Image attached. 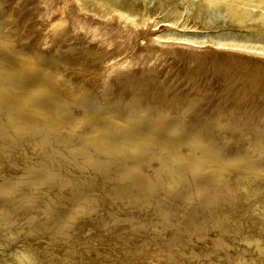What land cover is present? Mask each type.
I'll list each match as a JSON object with an SVG mask.
<instances>
[{
	"label": "rangeland",
	"instance_id": "374dc122",
	"mask_svg": "<svg viewBox=\"0 0 264 264\" xmlns=\"http://www.w3.org/2000/svg\"><path fill=\"white\" fill-rule=\"evenodd\" d=\"M50 6H51V9H50ZM72 8L74 10H72ZM46 9L48 13L45 14L44 10ZM50 10H52L53 13L50 12ZM54 10L55 11L58 10V11L55 12ZM60 13L66 15L67 22H65L63 26H59L58 30L57 28L49 29V27H51L52 24H54L55 22L58 21V19L61 18L62 14ZM69 13H71L70 15L72 16L74 13V16H73L74 18L75 16H77L75 18L76 20L71 16V18H73L74 27L72 26L73 25L72 21H71L72 24L69 21V18H70ZM57 15L60 18L57 17ZM80 15L88 16V17H82ZM90 16L92 17V19L90 18ZM126 18H129L132 21L133 25L129 29L124 31L125 26L124 27L122 26L124 25V20ZM54 19H57V20H54ZM77 19L78 20L81 19L79 20L80 22H78ZM83 20L87 21L86 25L84 24L85 22ZM77 25H79L80 28H77L78 27ZM93 25H95L96 31ZM85 26L86 27L89 26V28L92 27L91 30L93 31L87 30L88 28H86ZM107 26H109L110 28H107ZM111 27L112 28L114 27L113 28L114 30H111ZM117 29H118V32H117ZM97 30H100V31H97ZM132 30L134 33H132ZM50 31L52 33L56 31L58 32H56L55 34L54 33L52 34ZM91 32L92 33L94 32L93 35L95 36H93ZM125 32L130 33L129 34L130 36H128L127 33L125 34ZM121 33L125 34V38L128 36L126 38L127 42L125 43L126 46L127 45L128 46L127 48L125 47V49L121 51V53L118 52L117 54H115L113 50L116 48L117 46L116 44H118L117 42L120 41L119 39H120ZM101 37L104 40V42L106 40V42L108 41L109 43L105 42L104 44L103 40H100ZM103 37H105V39ZM109 37L110 39L114 38V41L112 42L113 40L112 39L110 42ZM106 38L109 40H107ZM115 39L117 41H115ZM100 41L103 43L100 44L101 43ZM152 41H155L158 44L156 45L159 47L156 48V45L151 43ZM158 42H161V43H158ZM88 46L91 47L92 49L90 48L91 49L90 50ZM95 46L96 48H94ZM168 46L169 47L171 46V47L169 48ZM101 47L103 48L101 49ZM109 47L113 48V50H111ZM184 47L185 49L187 47L188 50L189 48L190 49L193 48V49L189 50L190 51L189 52L187 49L185 51ZM203 48L206 49V50L204 49V52H203ZM96 49H98V51H96ZM107 49H109L108 50L109 54L106 51ZM158 49H160L159 50L160 52L157 51ZM218 49L220 52L218 51ZM230 50H239L242 52L256 53V55H264V0H46V1L45 0H0V86L1 85L4 86V87L1 86L2 88L0 89V94L7 92V91L9 95L13 94V95H10V97L8 94H7L8 96H4L3 94L0 95V99H1L0 103L2 104V105L0 104V106H2L3 108H6L5 110H3V108L0 107L1 112L3 110L2 116H0V175H1L0 176L1 177L0 178V182H1L0 183V197H1L0 198V208H2L0 209V264H49V262L51 264L56 263V262H58L59 264L60 263L70 264V262L72 264H89V261H91L92 259L97 261L96 263L94 260H92L91 262L92 264L94 262H95L94 264H99L98 262H102V261L103 262L105 261L104 262L105 264L109 262H110L109 264H118L119 260H120L119 264H126L129 258H133V259L135 258L134 256L136 254H133V252L131 251L133 250V248L135 249L138 248L134 251H137V250L139 251V248L143 246H144L143 249H145V246L146 248L148 246H149L148 248H151V246L153 247L157 246L155 241L159 242L160 240L161 243H163L164 241H167V239L169 241L173 235L172 233H177V235L179 236L178 239H180L181 236L183 237L181 238L182 240H179L180 242L176 238L172 239V244L174 245L172 246V248L174 247L173 251L175 252V254L174 253L171 254L172 256H170V258L167 260V263L172 264L173 261H171L170 259L175 257L174 259H172L175 261L173 262V264H176V263L182 264L183 261H185L183 264H229V261H230V264H233L231 259L234 256H236L238 252L240 251V249H238L239 251L238 250L234 251L236 250V247H237V243H238L237 241H239L240 238L242 239L246 237L247 235H249L250 234L249 232L252 229L241 228L237 223H235V221H232V220L226 223L229 217L231 219H234V216H232L233 217L232 218L231 216L227 214L228 212H224V211L220 212L222 213L221 215H217V217L220 216V220L219 218L217 219L213 218V221L211 219V223L214 226L211 223L209 224L210 222L209 217H212V216H209L212 214L211 210L213 207L211 206L215 207L216 205L215 201H217L218 197L213 194V192H215L216 187L214 188V190H211V192L210 191L204 192V189L207 188L206 183L208 181L210 182V178H212L211 181H213L214 185H216L215 183L218 182L217 183L218 187H221L220 186L221 184L222 186L225 185L224 183H222L223 180L227 184L229 182L227 181L229 180L227 178L230 175H234L233 177L232 176L229 177L230 179H234L235 177L242 178L244 176L243 179L244 180L246 179V181L255 180L258 178L264 180V111H261V108L264 105V102H263L264 100H261V99H264V97L259 95V93L257 92L254 94H250L251 96L248 95L249 97L244 98V100L241 99L243 100L241 101L242 105L236 106L233 108L228 107L231 104L237 103L236 99L238 96L236 97V95L239 93H236L237 92L236 89L238 88V85L242 83H240L241 82L240 80V82L238 81L237 83L232 84L233 85L232 87V85L228 84L229 79L225 71L222 70V68H219V69L216 68L214 65H215V62L217 61L216 59H218L219 61H222L223 63L230 65L231 67L233 66L232 67L233 70H240V68H238L239 62L233 61L232 62L233 65H231L232 63L229 64V61L227 60L229 57H227L226 55L229 54L227 52H230ZM110 51L112 52L111 54L114 53L113 58L116 55H118L117 58L115 57V60L111 58L112 56L110 54ZM147 51L150 53V56ZM200 51L202 53H200ZM101 53L103 54L101 58L97 57ZM145 53H146V56H144ZM85 54L86 56H89L87 57V60H86ZM154 54L157 56V58L159 57L158 61L160 62L155 60L153 64L147 65L148 69H145L146 65L143 63L144 60L142 59L146 60V57L147 59L148 57L152 59L154 58ZM202 54H204L205 58L204 56L203 57L201 56ZM140 56H144V57L143 58L141 57L142 59H140ZM189 56L191 58H189ZM213 58H215V60ZM84 59L86 60V62ZM97 62L98 63L101 62V63L98 64ZM114 63H118V65H116L118 67H114ZM150 66L152 67V69ZM27 67L29 69V72L24 74V70L27 69ZM192 67H195V68H193V70L191 71ZM131 68H132L131 70L132 72H129L128 74L127 73L124 74L123 71H127ZM189 70L194 73L189 72ZM177 73L182 77H180ZM217 73L218 75H215ZM174 74L175 75L177 74L176 77ZM188 74L190 77L188 76ZM126 75L127 76L129 75V76L127 77ZM137 75H140L139 77L141 78L139 79L138 77H135ZM224 75L226 76V78L223 77ZM142 77L143 78L145 77V78L143 79ZM44 79L46 81H43ZM138 79L139 81H137ZM38 81L45 82V84H43L44 85L43 89L38 90L39 89L37 87L38 86L37 83H39ZM140 82L142 83L140 84ZM171 83L172 85H169ZM7 85L8 87H6ZM166 85L169 87H167ZM11 90L12 91L14 90L13 93ZM220 90H222L223 92L225 91V92L223 93ZM7 97L9 100H7ZM249 98L251 99V102ZM2 99L4 101H2ZM13 99L16 101V103L17 101H19L17 103V106ZM43 99L44 101H42ZM257 100H259L260 103ZM230 102L231 104H229ZM256 102L258 106H256L257 105ZM55 104H56V108L54 107ZM19 105L20 107L22 106L23 109L22 107L19 108ZM15 106L19 108L18 111ZM37 106L42 107V110L44 111V112L41 111L42 114L36 113ZM12 107L13 108L15 107L14 110H12L13 109ZM7 108L10 109L12 113L14 112L15 115L11 114V111L8 110ZM70 110L72 112H70ZM1 112H0V115H1ZM16 112H18L19 115H21L22 117L26 116L25 118L26 120L23 119L24 117L23 118H21V116L19 117L18 113ZM22 113L25 115H22ZM68 113L70 114L68 115ZM54 115L56 118L54 117ZM16 118H18L19 121H17ZM22 119L25 122L24 124H23ZM18 122L19 123L22 122L21 124L24 127H21L22 125H20ZM27 123L32 125L31 126L32 128L34 127L33 128L34 132L32 130L31 132L29 131L30 128H28L29 124L26 126ZM25 126L26 128H28V130L27 129L25 130ZM23 128L25 131H23ZM169 128H172V129H169ZM13 129L15 131H13ZM16 129H20V130L16 131ZM172 130H175V131L173 132ZM19 131H21V133ZM171 131L173 132L172 134L170 133ZM24 132H27L26 135H24L25 134ZM27 134H29L30 136L32 135L31 136L32 138ZM43 135H45V137ZM26 136L29 137L30 139L27 138ZM21 137L25 139H21ZM37 139L40 141H37ZM42 139L43 141H45L44 143L41 141ZM89 140H92L91 141L92 143ZM106 140H108L107 143H106ZM95 141L97 142L95 143ZM100 142H101V145H103V147L101 145H98ZM137 144L138 146H136ZM123 146H124V151H123ZM126 146H131V147L127 148ZM132 147L134 148L132 149ZM145 148H147V150L144 151ZM25 149L28 150L29 152L31 151L33 155L31 154V152L29 153ZM32 149H35V150H32ZM126 149L128 152L126 151ZM24 150L28 154L24 153L23 152ZM132 150H136V151H132ZM121 152L122 154H120ZM128 153H131L130 154L131 158H129ZM132 153H134V155ZM136 153H138L137 157H136ZM142 153L143 155H141ZM147 153L150 154V157L152 156L150 161H149L150 157L147 156L148 155ZM18 155L20 158L18 157ZM23 155L25 157H22ZM157 155H160L158 157L159 158L161 157V159L155 157ZM11 157L13 158L12 160L10 159ZM142 157H143V162L140 163L142 161ZM46 158L47 159L49 158L48 159L49 161ZM132 158L133 159L135 158V159L132 160ZM146 158H149V159H146ZM163 159L164 161H166L163 163L164 165L162 164ZM25 160H27L29 163L26 162ZM62 160L63 162L64 161L65 162L63 163ZM136 160H139L140 162ZM68 161H72V162L71 163L69 162V164L66 165ZM129 161L133 163H129ZM167 161L169 162L167 163ZM91 162H94L95 164L93 163L92 165ZM145 162L146 164H144ZM185 162L186 164L187 163L188 164L186 165ZM6 163L7 164L10 163V165L8 164L9 167L7 168L6 166L8 165H6ZM62 163L64 166L62 165ZM129 164H133V165H129ZM135 164L137 165L136 168L137 169L139 168L138 170L135 168ZM140 164H142L141 165L142 167L140 166L138 167V165ZM160 164H162L163 167ZM30 165L32 166V168ZM59 165L61 167H59ZM126 165L127 167L133 166V168L136 169L134 172V175H136L137 177L133 175L129 179L125 178L126 173L128 171L126 169L127 168ZM54 166L56 167V169ZM88 166L91 168L93 167L92 170H90ZM94 166L96 167V169L94 168ZM112 166H114V168L115 167L117 168L114 169ZM49 167L50 168L54 167V168L50 169ZM63 167L65 168V170ZM68 167H70L71 169L70 168L68 169ZM111 167L113 170L111 169ZM2 168L4 169V171H2L3 170ZM59 168L60 169L63 168V169H61L62 171L58 172L57 174L56 170H58ZM74 168L76 170L79 169V171L81 169V171L77 172ZM13 169L14 170L16 169V170L14 171ZM53 169L55 170V172H53L54 171ZM102 169H105V171L104 170L102 171ZM121 169L122 171L124 169V171L122 172ZM69 170H72V172ZM100 170L105 173H102V172L100 173L99 172ZM160 170H161V173H160ZM173 170L176 171L174 172L177 173V175L173 173ZM46 171L48 172L52 171L51 173L53 174V176L54 175L55 176L51 177L52 174L50 172L47 173ZM66 171L69 172V175H72V176L74 175L73 178L78 177L79 179L77 178L78 179L77 180L74 178V181H75L74 182L72 179V176L69 177L67 174L68 172L66 173ZM170 171H172V173ZM20 172L22 174L19 175ZM63 172L65 175L67 174V176H65ZM94 172L99 177L100 176L102 177L100 179L98 177L97 179V175ZM75 173H79V175L80 174L81 175L79 176L78 174H75ZM178 173L181 176H178ZM88 174H92L93 178H91L92 175H90L91 179L89 180ZM105 174L109 176L107 177V175ZM113 174L116 175L117 177H120L121 179L116 178V176H113ZM118 174L120 176H118ZM236 174L239 175V177ZM82 175L85 177V178L83 177V181L81 180ZM103 175H105L106 177ZM16 176L18 179L15 178ZM42 176H43V179H42ZM48 176L50 178H53L52 179L53 182L54 181L56 182V183L54 182L55 186L54 185L52 186L53 182ZM63 177L65 178L63 179ZM114 177H115L114 180H116L118 183L113 180ZM146 177H148V179ZM216 177H218V179ZM134 178L136 179L134 180ZM139 178L142 179V181ZM5 179L8 180L9 186H8V182H6L7 180ZM47 179H49L50 182H48ZM87 179L89 181H86ZM96 179L98 180V182L96 181ZM149 179L151 180L153 179V181ZM216 179L222 182L221 183L219 181L215 182ZM12 180L14 181L11 183ZM67 180H69V182H67ZM155 180L159 183V185H157L158 183ZM160 180L162 182H160ZM176 180L179 183H176L175 182ZM203 180H205L206 182H204ZM84 181L85 183H87L86 186L88 184L90 185V188L89 186H87L88 191H86L87 188L83 184ZM201 181L204 183H202ZM106 182L107 183L110 182V185H108L109 183L106 184ZM120 182L123 183L121 185L122 186L121 188H120V184H121ZM148 182L150 185H148ZM2 183H5V184H2ZM61 183H63V187ZM78 183H80L79 185L81 184L83 185V186L81 185L82 187H80V189H79V185H77ZM100 183H102V185L105 184L104 185L105 187L102 186ZM190 183H192L193 185H191ZM13 184L17 186H14ZM56 184H58V186L60 187H58ZM91 184L93 185L92 187H91ZM1 185H3V187ZM98 185H100L101 187L99 186L98 188ZM152 185L156 186L155 189H154V186ZM5 186H7L8 188L7 187L5 188ZM19 186L22 188H19ZM68 186L75 187V188H72V190L74 189L73 193H71L72 192L71 187L69 188ZM106 186H109L110 189L106 188ZM125 186H126V191H125ZM146 186L149 187L150 189L146 188ZM191 186H192V189H190ZM24 187L25 188L27 187V189H25ZM33 187H34V190H32ZM61 187H62V190H60V192L62 191L61 192L62 194L59 192V189H61ZM1 188L4 189L5 190L4 192L7 194H5L1 190ZM51 188L56 189V190H53L54 191L53 192ZM94 188H95V191H94ZM96 188L99 189L100 191L96 190ZM164 188L166 189L168 188V191ZM103 189H106V190H103ZM132 189H134V191H132ZM171 189L172 190L174 189V190L172 191ZM30 190L32 193L30 192ZM64 190H66L67 192H65ZM68 190L71 192H69ZM77 190H79V192H77ZM130 190L132 193L128 195ZM149 190L153 191L154 193L153 198H152L153 193ZM11 191L13 192L11 193ZM75 191H76V194H75ZM96 191L98 192V195L101 198L97 195ZM156 191H159L161 193L156 192ZM187 191H191V192L193 191L191 194L197 193L200 195L201 193V196H199V198L197 199V201L199 200L198 202L196 201L197 203L194 202L187 206L185 205V207L184 205L183 206L179 205L178 207L180 209L179 210L180 212L178 214L177 212L174 211L175 208L174 207L172 208V206L176 202H173L171 200H173L172 198H174L175 201L177 199H181V195H182V198L184 197L183 199L185 200L186 198L189 197V195L191 196V194L187 193ZM9 192L11 193V195ZM93 192L95 193V195L93 194ZM104 192L105 194L102 195ZM107 192L109 195L107 194ZM114 192L116 194L118 193V195L113 196V194L116 195ZM124 192L126 194V198L125 196L124 197L122 196V195H125ZM133 192L135 194L139 193V195L136 196L137 194L135 195ZM163 192L164 193L168 192L169 196L164 194ZM169 192L170 193L172 192V193L169 194ZM30 193L32 195H30ZM66 193L68 194V196L71 195L72 197L76 195L74 196L76 198L74 197L72 198L69 196L70 199L72 198L71 200H69ZM4 194L7 196H5ZM21 194H24L25 196ZM26 194H29V195H26ZM37 194H38V197L36 196ZM110 194L115 198H113ZM160 194L161 196H159ZM33 195L36 198H34ZM119 195L121 196V198ZM31 196H33V198ZM55 196H58V197H55ZM102 196L103 197L105 196L104 197L105 199L104 198L102 199ZM106 196L107 198L110 197L111 199L110 198L107 199ZM127 196L130 198H133L135 196L134 197L135 199L128 198L131 200V201H128ZM137 197H140L139 199L141 201L139 199L137 200ZM211 197L213 200L211 199ZM216 197L217 199L214 200ZM61 198H63V201L64 200L65 201L63 202ZM97 198L99 200L101 199L99 203H98L99 200ZM119 198L121 200L123 199V203L121 202ZM141 198L144 199V201ZM27 199L28 200L31 199L32 201L28 202ZM79 199H80L81 204H83L84 202L83 205L86 206L87 209H89L88 206L91 203V201L92 203L90 204V206L94 205L95 207L96 205H99V206H96L95 209H96V213H100L99 215H101L102 213V218L100 216L98 217L97 215L92 220L93 222L95 220L98 223L102 221L109 222L108 225H105L107 223L105 224L103 223L100 225H103L104 227L103 230L104 231L106 230L107 234L108 233L110 234L107 235L106 231L103 232L102 230L103 227L98 225L97 226L98 230L100 229V227H102L99 230V231H102L103 233L101 234L102 237L98 235L99 237L97 236V237L92 238L91 232L93 231L91 232L89 231L90 235L85 234L86 236L85 238V236H83V233L81 234L82 229L84 227L86 228V226H82L84 224L81 223V225L79 224V226L75 225L76 227L73 226L71 230L69 228L67 230L65 226L64 227L62 226L64 225V222H66L67 220L71 218V214L69 213L68 210H70L72 205L74 204L73 207L75 208L77 207V205L79 207V202L78 203L76 202V201H79ZM87 199L89 200V202ZM113 199H116V200H113ZM168 199L170 200V204L173 202L171 204L172 209L170 208L169 201H167ZM205 199H207L208 201L207 203H205L206 202L204 201ZM5 200L6 202H4ZM44 200H46V202ZM109 200L110 202L111 201L112 202L110 203ZM134 200L136 201V205L133 202ZM151 200L153 201L156 200V202L153 203V201ZM226 200L227 199L221 200L222 204L220 201V204H218V207L221 206L222 208H224L225 206H227L226 203H230V202ZM106 201H107V204H106ZM115 201H118V203H122V204L116 205L117 202L115 203ZM124 201L126 202L125 204H124ZM138 201H139V206L137 203ZM145 201H148V202H145ZM150 201L151 203L149 204ZM42 203L44 204L46 203L45 205H47V207L44 206V204ZM62 203L64 205L67 203L65 206H68L69 209L68 207L66 208ZM204 203L206 205L210 204L211 206L207 205L206 207L207 209H206L204 207L206 206ZM48 204L49 205L51 204V206L49 207ZM103 204L105 205L106 208L104 207ZM145 204H147L148 206ZM162 204L165 210L163 209ZM195 204L196 206L192 207ZM62 205H63V209H61ZM118 205H119V208L117 207ZM120 205L122 206L120 207ZM153 205H155L154 208H153ZM109 206L111 209L109 208ZM111 206H113L114 209ZM56 207H58L59 209H57ZM122 207L124 208L123 210H122ZM129 207H131L130 211H129ZM180 207L181 208L183 207V209H181ZM91 208L94 209L92 206L90 207V209ZM97 208L99 211L101 209L103 212L106 210V213L105 212L103 213L101 211L99 212ZM120 208L124 213L125 212L127 213L126 216L121 210H119ZM188 208L192 211H195L196 208L198 210L191 213V211ZM127 209H128V212L126 211ZM62 210L64 211L62 212ZM111 210H113L114 212L117 211V213L112 214L113 211ZM181 210L186 211V212H182ZM262 210H263L262 207L257 206L254 213L259 214L260 212H262ZM202 211L204 212L202 213ZM207 211H209V213H206ZM181 212L184 213L185 215H183ZM56 213L57 214L60 213L61 216H59L58 214L59 216L58 217ZM175 213L176 215H174ZM193 213L197 216H195ZM141 214H143V216ZM188 214L190 216V217L188 216V219L190 220L184 218ZM114 215L115 216L118 215L116 217H119V218L121 215V217L123 218L116 219V217H112ZM204 215H205V222H204V217H202ZM62 216H64V219ZM127 216L129 217L131 216V218L128 219L129 217ZM45 217H48V219H46ZM173 217L175 218L173 219ZM237 217L241 218L242 216L241 217L237 216ZM50 218H52V220H55V221L49 220ZM59 218L63 220L61 221V223H59L60 221ZM176 218L177 219L179 218L181 221L179 219L177 220ZM199 218H201L200 220L202 221H200ZM81 219H83L82 216H80L75 222L77 223L79 220L82 221ZM137 219L138 220L140 219V220L138 221ZM183 219L184 221H182ZM217 220H219L221 224ZM39 221L42 223V225L44 224V226H42L41 223H39ZM49 221H52V223ZM57 221L59 224H61L62 227L58 223H57L58 225L54 224V222L56 223ZM82 222L84 223V220ZM123 222L128 223V225L125 223V225L123 224L121 226V223ZM136 222L142 227H140ZM195 222L197 223V227L194 224ZM36 223L38 224V227L37 225L35 226ZM131 223L134 229H130ZM229 223L232 225H230ZM104 225L108 227H105ZM136 225H138V227H136ZM216 225H219V226L215 227ZM262 225H263L262 229L264 231V228H263L264 224ZM80 226L82 227L79 228L78 230V227ZM110 226H111V231L115 229V231H113L112 233L111 231H109ZM125 227L128 230H126ZM237 227H240L241 229H243V231L245 229L246 231L245 232L238 231V234L240 235V237L239 238L237 237L236 239L235 232L237 231H235V229ZM45 228L46 230L43 231V229ZM48 228L50 230L49 233L47 231ZM105 228H108V230ZM120 228H123V229L120 230ZM140 228L141 229L147 228L146 231H148L150 234L147 232V234L145 233L144 235L147 236L148 238L144 237L143 235L145 230L144 229L141 230ZM220 228L222 230H220ZM226 228L227 229L234 228V229L229 231V230H226ZM41 229L42 231H40ZM55 229H57V231ZM129 229L131 231V234L136 232L134 230L137 229V232L134 233L133 235L137 233H138L137 234L138 236L140 233L142 235L140 234L138 238H137V235H135L136 237H133V235L129 233L130 232ZM139 229H140V233H139ZM76 230H78L77 232L79 233H77ZM69 231L72 233V235H74L73 233L75 232L76 235H74V239L73 237L71 238L72 235L71 233H69ZM122 231H124V233ZM58 232H59V235L62 234L63 236L62 235L59 236ZM158 232L160 233L159 234L160 236L158 235ZM230 232H234L235 234L233 235ZM53 233H55L54 234L55 236L53 235ZM68 233L70 234V236ZM118 233L120 234L118 235ZM64 234H68V235L64 237L65 236ZM78 234H79V237L81 238L79 239L80 241L77 239ZM112 234L113 235L115 234L114 236L118 235L117 237H119L120 235H123V236H120L122 239L118 238L121 240L116 239L118 240V242L116 243L114 241L116 237L112 236ZM47 235L50 236L51 239L49 237L47 238ZM124 235L126 236L129 235V239L126 236L124 237ZM177 235L176 237H178ZM262 235H264V233ZM104 236L107 237V238L105 237L106 238L105 240L102 239ZM89 237L91 239H89ZM232 237L233 238L235 237V238L232 239ZM44 238H47L48 241H46V239ZM58 238L60 240H58ZM84 238L86 240H84ZM131 238L134 240H132ZM152 238L153 239L155 238V239L153 240ZM63 239H65L64 240L65 243L70 246L64 244L63 243L64 241H61ZM66 239H68L69 242ZM126 239H128V241ZM135 239L137 240L139 239L138 241L143 240V242H141L143 245L142 244H141L142 246L139 245L140 242H137V240ZM144 239L148 241H145ZM162 239L164 241H162ZM87 240H90V243H87L88 242ZM122 240H125L126 243ZM174 240L176 241V243ZM186 240L188 241V243ZM42 241L43 242L45 241V242L42 243ZM181 241L184 243V245ZM56 242L59 243L58 245L55 244L56 248L54 249L49 248L50 247L49 243L50 245L51 244L54 245V243ZM70 242L73 244H71ZM77 242H79V244ZM99 242L102 243V245L100 243L101 246L99 245ZM241 242L244 243L243 240ZM46 243H48L47 244L48 246L46 245ZM122 243L125 245L127 244V245L124 246ZM80 244H84V245H80ZM106 244H107V247H106ZM113 244H117L118 246H115ZM132 244L133 245L135 244V245L133 246ZM146 244L147 245L152 244V245L147 246ZM175 244H177V247ZM73 245L74 247L79 248L78 249L79 253H78L77 248H74V250L72 249V251L70 249L68 250L66 249V251H69L70 253L65 251V247L71 248ZM110 245L111 246L113 245V247H115V250H114L115 252L112 250L113 247H111ZM180 245L181 246L183 245V247H181ZM46 246L48 247V249ZM57 246L63 247L64 249L62 248L63 249L62 250ZM81 246L82 247L84 246V249H82ZM123 247L125 250H123ZM185 247H187V249ZM95 248L96 249L98 248V250H95ZM93 249L95 252L93 251ZM179 249L181 250V252L179 251ZM110 250H112L113 252ZM84 251L85 253L86 251H90V253L89 252L86 253V254L89 253L88 254L89 258L86 256L85 253L80 254V253H83ZM92 251L95 257L92 255L91 253ZM96 251H99V252H96ZM122 251L124 253L126 252L125 256ZM245 251H244L245 253L244 256L250 259L249 251L247 252ZM59 252H61V254ZM131 252L132 254L130 255ZM53 253L55 254V256ZM99 253L100 255H98ZM110 253L111 254L115 253V254L110 255ZM134 253L138 254V252H134ZM180 253H182L183 256H185L186 258L183 257L182 254ZM95 254H97V256ZM61 255H62V258H61ZM75 255L76 256L79 255L80 257L79 256L78 257L81 258V260ZM82 255L84 256L82 257ZM89 255L91 256V258ZM53 256L54 258H57V261L56 259L52 258ZM64 256L65 257L67 256L68 258H65ZM85 256H86V259H83ZM103 256H106L105 257L106 260L105 258L103 260ZM178 256H180V258ZM74 257H76L77 260ZM98 257L100 260L98 259ZM124 257L125 258L127 257V258L124 260ZM110 258L114 259V261L116 259V261L114 262L113 260H110ZM149 258L150 257H148V260L151 259ZM156 258H159V257H156ZM263 258H264L263 256L259 255V258L256 257L255 263L264 264ZM58 259L62 260L63 262L59 261ZM82 260L88 261V262H84ZM103 262L102 264H104ZM167 263L165 261V263L161 262L160 264H167ZM127 264H129V261Z\"/></svg>",
	"mask_w": 264,
	"mask_h": 264
},
{
	"label": "bare ground",
	"instance_id": "6f19581e",
	"mask_svg": "<svg viewBox=\"0 0 264 264\" xmlns=\"http://www.w3.org/2000/svg\"><path fill=\"white\" fill-rule=\"evenodd\" d=\"M45 1H46V0H45ZM55 6H56V5H55ZM70 6H71V5H70ZM73 6H74V4H73ZM47 8H48V7H47ZM70 8H71V7H70ZM73 8H74V7H73ZM73 8H72V10H74ZM50 9H51V6H50ZM52 9H53V8H52ZM54 9H55V8H54ZM57 9H58V8H57ZM76 9H77V7H76ZM48 10H49V9H48ZM70 10H71V9H70ZM44 11H45V14L48 13L47 9L44 10ZM46 11H47V12H46ZM54 11H55V10H54ZM57 11H58V10H57ZM57 11H55V12H57ZM50 12L53 13L52 10H50ZM55 12H54V13H55ZM72 12H73V11H72ZM80 12H81V11H80ZM52 13H51V14H52ZM74 13H75V12H74ZM74 13H73V16H74ZM78 13H79V12H78ZM28 14H30V13H28ZM41 14H42V13H41ZM56 14H57V13H56ZM60 14H62V13H60ZM70 14H71V13H69V15H70ZM82 14H83V13H82ZM49 15H50V14H49ZM52 15H53V14H52ZM54 15H55V14H54ZM58 15H59V13H58ZM58 15H57V17H59ZM69 15H68V16H69ZM76 15H77V14H76ZM50 16H51V15H50ZM71 16H72V15H70L69 21H70V23H71V21H72V23H73V18H74V17L72 16L73 18H71ZM80 16H82V17H88V16H83V15H80ZM54 17H55V16H54ZM76 17H77V16H75V18H76ZM59 18H60V17H59ZM75 18H74V19H75ZM90 18L92 19L91 16H90ZM57 19H58V18H57ZM57 19H54V20H57ZM82 19H83V18H82ZM84 19H86V18H84ZM91 19H90V20H91ZM93 19H94V17H93ZM114 19H115V18H114ZM54 20H53V21H54ZM75 20H76V19H75ZM75 20H74V21H75ZM79 20H81V19H79ZM79 20L77 19L78 22H80ZM88 20H89V18H88ZM118 20H119V19H118ZM83 21H84V20H83ZM91 21H92V20H91ZM65 22H67V17H66V15L62 14V15H61V18L58 19L57 22H55L54 24H52V26L50 25L51 27H49V29H50V28H52V29H53V28H57V30H58V27H59V26H63V25L65 24ZM84 22H85L84 24L86 25L87 21H84ZM96 22H97V21H96ZM113 22H114V21H113ZM118 22H119V21H118ZM51 23H52V22H51ZM72 23H71V24H72ZM76 24H77V23H76ZM76 24H75V25H76ZM78 24H79V23H78ZM81 24H82V23H81ZM89 24H90V23H89ZM108 24H109V23H108ZM114 24H115V23H114ZM119 24H120V23H119ZM82 25H83V24H82ZM82 25H80V26H82ZM95 25H96V23H95ZM95 25H93L94 28H95ZM98 25H99V24H98ZM132 25H133V24H132V21H131L129 18H126V19L124 20V25H123L122 27L125 26V27H124V31H125V30L129 29ZM72 26L74 27V23H73ZM77 26H78L77 28H80L79 25H77ZM104 26H105V25H104ZM111 26H112V25H111ZM75 27H76V26H75ZM85 27H86V26H85ZM105 27H106V26H105ZM114 27H116V26H114ZM114 27H113V28H114ZM117 27H118V26H117ZM119 27H120V26H119ZM122 27H121V28H122ZM77 28H75V29H77ZM83 28H84V26H83ZM86 28H88L87 30H89V31L92 29V27L89 28V26L86 27ZM101 28H102V26H101ZM107 28H110V27L107 26ZM113 28L111 27V30H114ZM47 29H48V27H47ZM97 29H98V28H97ZM99 29H100V28H99ZM133 29H134V28H133ZM55 30H56V29H55ZM87 30H85V31H87ZM121 30H122V29H121ZM53 31H54V30H53ZM61 31H62V29H61ZM61 31H60V32H61ZM63 31H64V30H63ZM91 31H93V30H91ZM95 31H96V28H95ZM97 31H100V30H97ZM102 31H103V30H102ZM124 31H123V32H124ZM48 32H49V30H48ZM50 32H51V31H50ZM56 32H58V31H56ZM56 32H53V33L55 34ZM66 32H67V31H66ZM111 32H113V31H111ZM117 32H118V29H117ZM117 32H116V33H117ZM119 32H120V31H119ZM51 33H52V32H51ZM51 33H50V35H51ZM53 33H52V34H53ZM91 33H92V32H91ZM93 33H94V32H93ZM93 33H92V35H93ZM100 33H101V32H100ZM126 33H127V32H125V34H126ZM132 33H134L133 30H132ZM101 34H102V33H101ZM101 34H100V35H101ZM103 34H104V32H103ZM118 34H120V33H118ZM118 34H117V36H118ZM125 34H124V33H121V35H120V39H119L120 41L118 40L119 42H117L118 44H116L117 46H116V48H115L114 50H113V48H110V47H109L111 50L114 51L115 54H117L118 52L121 53V51H123V50L125 49V47L127 48L128 45L126 46L125 43L127 42V39H126V38H127L128 36H130V35H129L130 33H127L128 36H127L126 38H125ZM58 35H59V34H58ZM63 35H64V34H63ZM96 35H97V34H96ZM105 35H106V34H105ZM54 36H55V35H54ZM56 36H57V35H56ZM93 36H95V35H93ZM98 36H99V35H98ZM101 36H102V35H101ZM107 36H108V35H107ZM107 36H106V37H107ZM131 36H132V35H131ZM57 37H58V36H57ZM60 37H61V36H60ZM53 38H55V37H53ZM103 38L105 39V37H103ZM107 38H108V37H107ZM107 38H106V39H107ZM117 38H118V37H117ZM117 38H116V39H117ZM109 39H110V37H109ZM109 39H107V40H109ZM112 39H113V40H112ZM116 39H115V41H117ZM129 39H131V38H129ZM54 40H56V39H54ZM57 40H58V39H57ZM100 40H103L102 37H101ZM111 40H112V42H113V41H114V38H111V39H110V42H111ZM151 40H152V39H151ZM151 40H150V41H151ZM100 42H101V41H100ZM103 42H104V40H103ZM103 42H101L100 44H102ZM105 42H106V40H105ZM105 42H104V44H105ZM107 42H108V41H107ZM107 42H106V43H107ZM108 43H109V42H108ZM144 43H145V42H144ZM146 43H147V42H146ZM149 43H150V42H149ZM151 43L154 44V45L157 44L155 41H152ZM158 43H161V42H158ZM104 44H103V45H104ZM110 44H111V43H110ZM163 44H165V43H163ZM97 45H99V44H97ZM97 45H96V46H97ZM157 45H158V44H157ZM157 45H156V48L159 47V46H157ZM161 45H162V44H161ZM161 45H160V46H161ZM96 46H95L94 48H96ZM99 46H101V45H99ZM105 46H106V45H105ZM107 46H108V45H107ZM143 46H144V45H143ZM164 46H165V45H164ZM88 47H89V46H88ZM145 47H146V46H145ZM145 47H144V48H145ZM147 47H148V46H147ZM166 47H167V46H166ZM168 47H169V46H168ZM170 47H171V46H170ZM170 47H169V48H170ZM172 47H173V46H172ZM90 48H91V47H89V49H90ZM99 48H100V47H99ZM102 48H103V47H101V49H102ZM107 48H108V47H107ZM144 48H143V49H144ZM156 48H155V49H156ZM191 48H192V47H191ZM194 48H195V47H194ZM205 48H207V47H205ZM205 48H203V52H204V49H205ZM211 48H212V47H211ZM87 49H88V48H87ZM91 49H92V48H91ZM91 49H90V50H91ZM104 49H105V48H104ZM151 49H152V48H151ZM153 49H154V48H153ZM179 49H180V48H179ZM179 49H178V50H179ZM184 49H185V47H184ZM186 49H187V47H186ZM186 49H185V51H186ZM192 49H193V48H192ZM192 49L189 48V50H192ZM212 49H213V48H212ZM94 50H95V49H94ZM108 50H109V49H107L106 51L108 52ZM148 50H149V49H148ZM159 50H160V49H158L157 51L160 52ZM166 50H167V48H166ZM187 50H188V49H187ZM189 50H188V51H189ZM194 50H196V49H194ZM198 50H200V49H198ZM201 50H202V48H201ZM205 50H206V49H205ZM207 50H208V49H207ZM214 50H215V49H214ZM96 51H98V49H96ZM100 51H101V50H100ZM141 51H142V50H141ZM151 51H152V50H151ZM151 51H150V52H151ZM154 51H155V50H154ZM164 51H165V50H164ZM173 51H174V50H173ZM173 51H172V52H173ZM216 51H217V49H216ZM218 51H219V49H218ZM223 51H225V50H223ZM223 51H222V52H223ZM228 51H229V50H228ZM87 52H88V51H87ZM93 52H94V51H93ZM144 52H145V51H144ZM147 52H148V51H147ZM177 52H178V51H177ZM179 52H181V51H179ZM189 52H190V51H189ZM192 52H193V51H192ZM212 52H213V51H212ZM219 52H220V51H219ZM85 53H86V52H85ZM111 53H112V52L110 51V54H111ZM114 53H113V54H114ZM142 53H143V52H142ZM142 53H141V55H142ZM148 53H149V52H148ZM163 53H164V52H163ZM197 53H198V52H197ZM200 53H202V52L200 51ZM208 53H209V52H208ZM208 53H207V54H208ZM227 53H229L228 55H226L227 57H229V58L227 59V60L229 61V64H231L233 61H235V62H239V66H238V68H240V70H233V69H232L233 66L231 67L230 65L225 64V63H223L222 61H219L218 59H216V60H217V61H216L217 63L215 62V65H214V64H213V65H214L216 68H218V69H219V68H222V70L225 71V73L228 75V79H229V83H228V84H229V85H232V84H234V83H237L238 81L240 82V80H241L240 83H242V84L238 85V88L236 89V90H237L236 93H239V94L236 95V97L238 96L237 99H236V100H237V103H236V104H231V102H230L229 104H231V105L228 106V107H229V108H233V107H236V106H240V105H242V102H241V101H243L244 98H247V97H249L248 95H250V94H254V93H257V92L259 93V95H261V96L264 97V55H256V53L242 52V51H239V50H230V52H227ZM106 54H107V53H106ZM108 54H109V52H108ZM113 54H111V56H112L111 58H113ZM157 54H158V53H157ZM161 54H162V52H161ZM183 54H184V53H183ZM187 54H188V53H187ZM204 54H205V53H204ZM204 54H202L201 56L203 57ZM102 55H103L102 53L99 54L98 56H97V54H96V56L99 57V58H101ZM151 55H152V54H151ZM196 55H198V54H196ZM216 55H217V54H216ZM82 56H83V54H82ZM82 56H81V57H82ZM96 56H95V57H96ZM117 56H118V55H116L115 57L117 58ZM144 56H146V53H145ZM144 56H140V59H142ZM149 56H150V53H149ZM152 56H153V55H152ZM158 56H159V55H158ZM164 56H165V55H164ZM186 56H187V55H186ZM191 56H192V55H191ZM201 56H200V57H201ZM213 56H214V54H213ZM85 57H86V60H87V57H89V56H86V54H85ZM105 57H106V56H105ZM107 57H108V56H107ZM115 57L113 58L114 60H115ZM141 57H142V58H141ZM215 57H216V56H215ZM83 58H84V57H83ZM158 58H159V57H158ZM158 58H157V56L154 54V58H152V59L149 58V57H148V59H147V57H146V60H145V59H142V60H144L143 63L146 65L145 69H148V68H147V65H148V64L151 65V64H153V63L155 62V60L158 61V60H159ZM189 58H191V57L189 56ZM204 58H205V56H204ZM204 58H203V59H204ZM88 59H89V58H88ZM90 59H91V58H90ZM96 59H97V58H96ZM96 59H95V60H96ZM199 59H200V58H199ZM213 59L215 60V58H213ZM84 60H85V59H84ZM86 60H85V62H86ZM103 60H105V59H103ZM103 60H102V62H103ZM107 60H108V59H107ZM192 60H193V59H192ZM205 60H206V59H205ZM82 61H83V60H82ZM88 61H89V60H88ZM90 61H92V60H90ZM110 61H111V60H110ZM112 61H113V60H112ZM190 61H191V59H190ZM196 61H197V60H196ZM104 62H105V61H104ZM141 62H142V61H141ZM158 62H160V61H158ZM161 62H162V61H161ZM197 62H198V61H197ZM97 63H98V62H97ZM100 63H101V62H100ZM100 63H98V64H100ZM107 63H108V61H107ZM112 63H113V62H112ZM156 63H157V62H156ZM195 63H196V62H195ZM102 64H103V63H102ZM158 64H159V63H158ZM203 64H204V63H203ZM95 65H97V64H95ZM116 65H118V63H114V67H118V66H116ZM196 65H197V64H196ZM231 65H233V63H232ZM158 66H159V65H158ZM193 66H194V65H193ZM198 66H199V65H198ZM236 66H237V65H236ZM24 67H25V66H24ZM114 67H112V68H114ZM150 67H151V66H150ZM186 67H187V66H186ZM190 67H191V65H190ZM203 67H204V66H203ZM25 68H26V67H25ZM153 68H154V67H153ZM193 68H195V67H192V69L190 68L191 71L193 70ZM198 68H199V67H198ZM13 69H14V68H13ZM151 69H152V67H151ZM155 69H156V68H155ZM196 69H197V67H196ZM202 69H203V68H202ZM204 69H205V68H204ZM23 70H24V69H23ZM131 70H132V68L129 69V70H127V71H123V72H124V74H126V73L128 74L129 72H132ZM138 70H139V69H138ZM143 70H144V69H143ZM213 70H214V69H213ZM216 70H217V69H216ZM187 71H188V69H187ZM191 71L189 70V72H191ZM198 71H199V70H198ZM198 71H197V72H198ZM28 72H29V69H28V67H27V69L24 70V74H26V73H28ZM133 72H134V71H133ZM135 72H136V71H135ZM153 72H154V70H153ZM155 72H156V71H155ZM183 72H184V71H183ZM185 72H186V71H185ZM202 72H203V70H202ZM216 72H217V71H216ZM142 73H143V72H142ZM144 73H145V71H144ZM157 73H158V72H157ZM178 73H179V72H178ZM178 73H177V74H178ZM187 73H188V72H187ZM191 73H194V72H191ZM200 73H201V72H200ZM122 74H123V73H122ZM140 74H141V73H140ZM177 74H176V75H177ZM181 74H182V73H181ZM201 74H202V73H201ZM219 74H220V73H219ZM129 75H130V74H129ZM129 75H128V76H129ZM174 75H175V74H174ZM176 75H175V77H176ZM178 75H179V74H178ZM185 75H186V74H185ZM191 75H192V74H191ZM215 75H218V73L215 74ZM126 76H127V75H126ZM128 76H127V77H128ZM130 76H131V75H130ZM133 76H134V75H133ZM139 76H140V75H137V76H135V77H138V78L140 79L141 77H139ZM172 76H173V75H172ZM172 76H171V77H172ZM179 76H180V75H179ZM188 76H189V74H188ZM192 76H193V75H192ZM202 76H203V75H202ZM220 76H221V75H220ZM145 77H146V76H145ZM145 77H144V78H145ZM180 77H182V76H180ZM189 77H190V76H189ZM195 77H196V76H195ZM223 77L226 78L225 75H224ZM131 78H132V77H131ZM142 78H143V77H142ZM144 78H143V79H144ZM154 78H155V77H154ZM166 78H167V77H166ZM169 78H170V77H169ZM186 78H187V77H186ZM186 78H185V80H186ZM202 78H204V77H202ZM139 79H138L137 81H139ZM178 79H179V77H178ZM215 79H216V78H215ZM218 79H219V77H218ZM145 80H146V79H145ZM147 80H148V79H147ZM203 80H204V79H203ZM223 80H224V79H223ZM43 81H46V80L44 79ZM128 81H129V80H128ZM130 81H131V79H130ZM140 81H141V80H140ZM168 81H170V80H168ZM174 81H175V80H174ZM176 81H178V80H176ZM182 81H183V80H182ZM204 81H205V80H204ZM217 81H218V80H217ZM226 81H227V80H226ZM38 82H39V83H37V85H38L37 87L39 88L38 90L43 89V87H44L43 84H45V82H42V81H41V82L38 81ZM134 82H135V81H134ZM142 82H144V81H142ZM142 82H140V84H141ZM145 82H146V81H145ZM210 82H212V81H210ZM210 82H209V83H210ZM220 82H221V81H220ZM40 83H41V84H40ZM130 83H131V82H130ZM135 83H136V82H135ZM157 83H158V82H157ZM185 83H186V81H185ZM205 83H206V82H205ZM136 84H137V83H136ZM138 84H139V83H138ZM148 84H149V83H148ZM164 84H166V83H164ZM167 84H168V83H167ZM178 84H179V83H178ZM178 84H177V85H178ZM190 84H191V82H190ZM198 84H199V83H198ZM202 84H203V83H202ZM212 84H213V83H212ZM212 84H211V85H212ZM226 84H227V83H226ZM169 85H172V83L169 84ZM177 85H176V86H177ZM180 85H181V84H180ZM204 85H205V84H204ZM222 85H223V84H222ZM1 86H2V85H1ZM1 86H0V89H1L2 87H4V86H2V87H1ZM156 86H157V85H156ZM160 86H161V85H160ZM166 86H167V85H166ZM202 86H203V85H202ZM205 86H206V85H205ZM6 87H8V85H7ZM167 87H169V86H167ZM192 87H193V86H192ZM226 87H227V86H226ZM232 87H233V85H232ZM232 87H231V89H232ZM9 88H10V87H9ZM157 88H158V87H157ZM176 88H177V87H176ZM222 88H223V87H222ZM5 89H6V88H5ZM158 89H159V88H158ZM168 89H169V88H168ZM229 89H230V88H229ZM229 89H228V90H229ZM234 89H235V88H234ZM6 90H7V89H6ZM9 90H10V89H9ZM171 90H172V89H171ZM175 90H176V89H175ZM2 91H3V90H2ZM11 91H12V90H11ZM11 91H10V92H11ZM13 91H14V90H13ZM13 91H12V93H13ZM220 91H222V90H220ZM7 92H8V91H7ZM7 92H4V93H2V94H3L4 96H8L9 94H8ZM10 92H9V93H10ZM168 92H170V91H168ZM222 92H223V91H222ZM224 92H225V91H224ZM224 92H223V93H224ZM228 92H230V91H228ZM171 93H172V92H171ZM220 93H221V92H220ZM234 93H235V92H234ZM2 94H0V95H2ZM7 94H8V95H7ZM230 94H231V93H230ZM10 95H13V94H10ZM10 95H9V97H10ZM167 95H168V93H167ZM223 95H224V94H223ZM259 95H258V97H259ZM14 96H15V95H14ZM232 96H233V94H232ZM250 96H251V95H250ZM253 97H254V96H253ZM2 98H3V97H2ZM15 98H17V97H15ZM232 98H233V97H232ZM234 98H235V97H234ZM5 99H6V98H5ZM230 99H231V98H230ZM241 99H243V100H241ZM260 99H261V98H260ZM260 99H259V100H260ZM0 100H1V99H0ZM7 100H9L8 97H7ZM13 100H14V99H13ZM13 100H12V101H13ZM16 100H17V99H16ZM249 100H250V102H251V99H250V98H249ZM259 100H257V101L259 102ZM261 100H264V99H261ZM2 101H4V100L2 99ZM5 101H6V100H5ZM14 101H15V100H14ZM42 101H44V99H43ZM9 102H11V101H9ZM18 102H19V101H17V103H18ZM234 102H235V101H234ZM240 102H241V103H240ZM253 102H255V101H253ZM253 102H252V103H253ZM263 102H264V101H263ZM6 103H7V102H6ZM13 103H14V102H13ZM13 103H12V104H13ZM17 103H16V101H15L16 106H17ZM243 103H244V102H243ZM245 103H246V101H245ZM259 103H260V102H259ZM0 104H1V103H0ZM256 104H257V102H256ZM262 104H263V103H262ZM1 105H2V104H1ZM7 105H9V104H7ZM245 105H246V104H245ZM253 105H254V104H253ZM13 106H14V105H13ZM16 106H15V107H16ZM57 106H58V105H57ZM256 106H258V104H257ZM256 106H255V107H256ZM0 107H2V106H0ZM15 107H14V108H15ZM21 107H22V106H21ZM21 107H20V105H19V108H21ZM54 107L56 108V104L54 105ZM260 107H262V106H260ZM2 108H3V107H2ZM12 108H13V107H12ZM14 108H13L12 110H14ZM16 108H17V107H16ZM19 108H17V111H18ZM35 108H36V107H35ZM256 108H257V107H256ZM5 109H6V108H3V110H5ZM7 109H8V108H7ZM22 109H23V107H22ZM52 109H53V108H52ZM3 110H2V112H1V109H0V112H1V115H0V116H2ZM8 110H10V109H8ZM36 110H37L36 113L42 114L41 111H43V110H42V107H41V106H40V107L37 106V109H36ZM258 110H259V108H258ZM6 111H7V110H6ZM10 111H11V110H10ZM20 111H21V110H20ZM48 111H50V110H48ZM52 111H53V110H52ZM261 111H264V105H263V107L261 108ZM43 112H44V111H43ZM70 112H72V111L70 110ZM9 113H10V112H9ZM16 113H18V112H16ZM47 113H48V112H47ZM4 114H5V113H4ZM4 114H3V115H4ZM11 114H14V115H15V113H14V112L12 113V111H11ZM11 114H10V115H11ZM50 114H51V113H50ZM52 114H53V113H52ZM69 114H70V113H68V115H69ZM14 115H13V116H14ZM18 115H19V113H18ZM22 115H25V114L22 113ZM68 115H67V116H68ZM11 116H12V115H11ZM16 116H17V115H16ZM20 116H21V115H19V117H20ZM27 116H28V115H27ZM17 117H18V116H17ZM23 117H24V116H23ZM23 117L21 116V118H23ZM54 117H55V115H54ZM25 118H26V116H25L23 119L26 120ZM27 118H28V117H27ZM49 118H50V117H49ZM55 118H56V117H55ZM16 119H17V121H19L18 118H16ZM23 119H22V121H23ZM29 120H30V119H29ZM46 121H47V120H46ZM7 122H8V121H7ZM26 122H27V121H26ZM28 122H29V121H28ZM18 123H19V122H18ZM21 123H22V122H21ZM21 123H19V124L22 125ZM24 123H25V122L23 121V124H24ZM7 124H9V123H7ZM15 124H16V123H15ZM28 124H29V123H27L26 126H27ZM31 124H32V123H31ZM14 126H15V125H14ZM18 126H19V125H18ZM26 126H25V130H26V129L28 130V128H30V129H29L30 132H31V130H32V131L34 130V129H33L34 127L32 128V127H31L32 125H30V124L28 125V126H29L28 128H26ZM16 127H17V126H16ZM21 127H24V126L22 125ZM14 128H15V127H14ZM169 129H172V128H169ZM17 130H20V129H16V131H17ZM25 130H24V128H23V131H25ZM13 131H15V130L13 129ZM23 131H22V132H23ZM59 131H60V129H59ZM172 131L174 132L175 130H172ZM172 131L170 132L171 134L173 133ZM19 132L21 133V131H19ZM33 132H34V131H33ZM61 132H62V131H61ZM168 132H169V130H168ZM24 133H25L24 135H26L27 132H24ZM40 133H41V132H40ZM29 134H30V133H29ZM29 134H27V135H29ZM45 134H46V133H45ZM47 134H48V133H47ZM56 134H57V132H56ZM59 134H60V133H59ZM21 135H22V134H21ZM24 135H23V136H24ZM60 135H61V134H60ZM19 136H20V135H19ZM29 136H30V135H29ZM31 136H32V135H31ZM31 136H30V137H31ZM43 136L45 137V135H43ZM47 136H48V135H47ZM94 136H95V135H94ZM94 136H93V137H94ZM26 137H27V136H26ZM44 137H43V138H44ZM60 137H61V136H60ZM65 137H67V136H65ZM27 138H29V137H27ZM31 138H32V137H31ZM21 139H25V138H22V137H21ZM29 139H30V138H29ZM34 139H35V138H34ZM45 139H46V138H45ZM32 140H33V139H32ZM46 140H47V139H46ZM63 140H64V139H63ZM65 140H66V139H65ZM103 140H105V139H103ZM103 140H102V141H103ZM22 141H23V140H22ZM28 141H29V140H28ZM30 141H31V140H30ZM37 141H40V140L37 139ZM41 141H42L43 143L45 142V141H43V139H42ZM89 141L91 142L92 140H89ZM89 141H88V142H89ZM5 142H6V141H5ZM31 142H32V141H31ZM93 142H94V140H93ZM96 142H97V141H95V143H96ZM98 142H99V140H98ZM103 142H104V141H103ZM107 142H108V140H106V143H107ZM91 143H92V142H91ZM116 144H118V143H116ZM141 144H142V143H141ZM24 145H25V144H24ZM43 145H44V144H43ZM98 145H101V142H100ZM101 146L103 147V145H101ZM121 146H122V145H121ZM136 146H138V144H137ZM112 147H113V146H112ZM126 147L128 148V147H131V146H126ZM139 147H140V146H139ZM139 147H138V149H139ZM33 148H34V147H33ZM133 148H134V147H132V149H133ZM135 148H137V147H135ZM1 149H2V148H1ZM23 149H24V148H23ZM115 149H116V147H115ZM115 149H114V151H115ZM25 150H26V149H25ZM25 150L23 151L24 153L29 152L28 150H26L27 152H25ZM32 150H35V149H32ZM119 150H121V149H119ZM136 150H137V149H136ZM136 150H132V151H136ZM140 150H141V148H140ZM142 150H143V149H142ZM145 150H147V148H145L144 151H145ZM18 151H19V150H18ZM123 151H124V146H123ZM126 151H127V149H126ZM23 152H22V153H23ZM30 152H31V151H30ZM30 152H29V153H30ZM34 152H35V151H34ZM127 152H128V151H127ZM138 152H139V151H138ZM123 153H124V152H123ZM139 153H140V152H139ZM19 154H20V152H19ZM27 154H28V153H27ZM31 154L33 155L32 152H31ZM120 154H122V152H121ZM128 154H129V158H131V157H130V154H131V153H128ZM132 154L134 155V153H132ZM137 154H138V153H136V157H137ZM144 154H145V152H144ZM147 154H148L147 156L150 157V154H149V153H147ZM15 155H16V154H15ZM15 155H14V156H15ZM21 155H22V154H21ZM24 155H25V154H24ZM24 155H23L22 157H25ZM29 155H30V154H29ZM123 155H124V154H123ZM139 155H140V154H139ZM141 155H143V153H142ZM14 156H13V157H14ZM124 156H125V155H124ZM124 156H123V157H124ZM144 156H145V155H144ZM158 156H160V155H157V156H155V157L159 158ZM16 157H17V156H16ZM18 157H19V155H18ZM27 157H28V156H27ZM49 157H50V156H49ZM140 157H141V156H140ZM151 157H152V156H151ZM151 157H150V159H149V158H146V159H149V161H150V160H151ZM14 158H15V157H14ZM19 158H20V157H19ZM28 158H29V157H28ZM125 158H126V157H125ZM127 158H128V157H127ZM129 158H128V159H129ZM163 158H164V157H163ZM10 159L12 160L13 158L11 157ZM15 159H16V158H15ZM15 159H14V160H15ZM17 159H18V158H17ZM21 159H23V158H21ZM26 159H27V158H26ZM46 159H47V158H46ZM48 159H49V158H48ZM48 159H47V160H48ZM134 159H135V158H134ZM134 159L132 158V160H134ZM159 159H161V157H160ZM166 159H167V158H166ZM14 160H13V161H14ZM129 160H130V159H129ZM139 160H140V159H139ZM139 160H136V161H139ZM144 160H145V159H144ZM13 161H12V163H13ZM17 161H18V160H17ZM23 161H24V160H23ZM25 161L28 162L27 160H25ZM48 161H49V160H48ZM58 161H59V160H58ZM58 161H57V162H58ZM92 161H93V160H92ZM130 161H131V160H130ZM130 161H129V163H133V162H130ZM140 161H141V160H140ZM140 161H139V162H140ZM30 162H31V161H30ZM35 162H36V161H35ZM37 162H38V161H37ZM62 162H63V160H62ZM64 162H65V161H64ZM64 162H63V163H64ZM69 162L71 163L72 161H68V163H67L66 165H68ZM77 162H78V161H77ZM95 162H97V161H95ZM127 162H128V161H127ZM142 162H143V157H142V161H141L140 163H142ZM164 162H166V161H164V159H163L162 164H163ZM168 162H169V161H167V163H168ZM12 163H11V164H12ZM22 163H24V162H22ZM28 163H29V162H28ZM31 163H32V162H31ZM58 163H59V162H58ZM60 163H61V161H60ZM63 163H62V165H63ZM73 163H75V162H73ZM78 163H79V162H78ZM81 163H82V162H81ZM85 163H86V162H85ZM85 163H84V164H85ZM91 163H92V165H93L94 162H91ZM91 163H90V164H91ZM8 164L10 165V163H8ZM8 164L6 163V165H8ZM16 164H18V163H16ZM42 164H43V162H42ZM56 164H57V163H56ZM75 164H77V163H75ZM84 164H83V165H84ZM94 164H95V163H94ZM137 164H138V162H137ZM144 164H146V162H145ZM162 164H160V165H162ZM185 164H186V162H185ZM185 164H184V165H185ZM187 164H188V163H187ZM187 164H186V165H187ZM9 165L6 166V168L9 167ZM13 165H14V164H13ZM54 165H55V164H54ZM92 165H91V166H92ZM129 165H133V164H129ZM141 165H142V164L138 165V167H139V166L142 167ZM163 165H164V164H163ZM163 165H162V167H163ZM182 165H183V164H182ZM20 166H21V165H20ZM30 166H31V165H30ZM45 166H46V164H45ZM55 166H56V165H55ZM55 166H54V167H55ZM63 166H64V165H63ZM73 166H74V165H73ZM77 166H78V165H77ZM86 166H87V165H86ZM107 166H109V165H107ZM110 166H111V165H110ZM15 167H16V166H15ZM15 167H14V168H15ZM36 167H37V166H36ZM54 167H51V168L49 167V168L52 169V168H54ZM59 167H61V166L59 165ZM65 167H67V166H65ZM75 167H76V166H75ZM112 167L114 168V166H112ZM112 167H111V169H112ZM126 167H127V165H126ZM126 167H125V168H126ZM128 167H129V168H128ZM128 167L126 168V169L128 170L127 173H126V176H125L126 179H129L131 176L134 175V172H135V170L137 169V168H136L137 165L135 164V168H136V169H134L133 166H132V167L128 166ZM10 168H11V166H10ZM10 168H9V169H10ZM17 168H18V167H17ZM24 168H25V166H24ZM31 168H32V166H31ZM43 168H44V167H43ZM57 168H58V167H57ZM63 168H64V167H63ZM63 168H61V169H63ZM69 168H70V167H68V169H69ZM80 168H81V167H80ZM88 168H90V170H92L93 167L91 168V167L88 166ZM88 168H87V169H88ZM94 168L96 169L95 166H94ZM105 168H106V167H105ZM115 168H117V167H115ZM115 168H114V169H115ZM120 168H121V167H120ZM123 168H124V167H123ZM159 168H160V167H159ZM2 169H3V168H2ZM33 169H34V168H33ZM55 169H56V167H55ZM61 169L59 168V169H58L59 171L56 170V171H57V174H58V172L62 171ZM68 169H67V170H68ZM70 169H71V168H70ZM74 169H75V168H74ZM81 169H82V168H81ZM81 169H80V171H81ZM84 169H85V167H84ZM95 169H94V170H95ZM107 169H108V167H107ZM138 169H139V168H138ZM138 169H137V170H138ZM180 169H181V168H180ZM6 170H8V169H6ZM13 170H14V169H13ZM13 170H12V171H13ZM15 170H16V169H15ZM15 170H14V171H15ZM28 170H29V169H28ZM30 170H31V169H30ZM53 170H54V169H53ZM64 170H65V168H64ZM75 170H76V169H75ZM103 170L105 171V169H102V171H103ZM109 170H110V168H109ZM112 170H113V169H112ZM166 170H167V169H166ZM178 170H179V169H178ZM183 170H184V168H183ZM183 170H182V171H183ZM2 171H4V169H3ZM14 171H13V172H14ZM43 171H44V170H43ZM69 171L72 172V170H69ZM76 171L78 172L79 169L76 170ZM76 171H75V172H76ZM80 171H79V172H80ZM85 171H87V170H85ZM85 171H84V172H85ZM96 171H97V170H96ZM102 171L100 170L99 172L101 173ZM114 171H115V170H114ZM121 171H122V169H121ZM123 171H124V169H123ZM123 171H122V172H123ZM167 171H168V170H167ZM174 171H175V170H173V173L177 175V173H175L176 171H175V172H174ZM18 172H19V171H18ZM46 172L49 173L50 171H49V172L46 171ZM51 172H52V171H51ZM51 172H50V173H51ZM53 172H55V170H54ZM64 172H65V171H64ZM64 172H63V174H64ZM67 172H68V171H66V173H67ZM99 172H98V173H99ZM118 172H119V171H118ZM170 172L172 173V171H170ZM1 173H2V172H1ZM6 173H7V171H6ZM9 173H10V172H9ZM11 173H12V172H11ZM29 173H30V172H29ZM61 173H62V172H61ZM85 173H86V172H85ZM85 173H84V175H85ZM90 173H92V172H90ZM94 173H95V172H94ZM94 173H93V174H94ZM100 173H99V174H100ZM102 173H105V172H102ZM106 173H107V172H106ZM109 173H110V172H109ZM109 173H108V174H109ZM160 173H161V170H160ZM167 173H168V172H167ZM181 173H182V172H181ZM256 173H257V172H256ZM20 174H22V173L20 172L19 175H20ZM51 174H52V173H51ZM63 174H62V175H63ZM67 174H68L69 177L72 176V175H69V172H68ZM67 174H66V175L64 174V175L67 176ZM75 174H78V175H79V173H75ZM95 174H96V173H95ZM116 174H117V173H116ZM124 174H125V173H124ZM174 174H173V175H174ZM49 175H50V174H49ZM78 175H76V176H78ZM80 175H81V174H80ZM80 175H79V176H80ZM90 175H92V174H88V176H89V177H88L89 180H90L91 178H93V175H92V177H91ZM96 175H97V174H96ZM96 175H95V176H96ZM100 175H101V174H100ZM105 175H107V174H105ZM105 175H103V176H105ZM109 175H110V174H109ZM109 175H107V177H108ZM160 175H162V174H160ZM169 175H170V174H169ZM173 175H172V176H173ZM176 175H175V176H176ZM236 175H237V174H236ZM252 175H253V174H252ZM252 175H250V176H252ZM254 175H255V174H254ZM0 176H1V175H0ZM2 176H4V175H2ZM17 176H18V175H17ZM17 176H16L15 178H17ZM24 176H25V175H24ZM50 176H51V175H50ZM54 176H55V175H54ZM54 176H53V174H52L51 177H54ZM60 176H61V175H60ZM73 176H74V175H73ZM73 176H72L73 181H74V178H75V179L78 178V177H77V178H76V177L73 178ZM95 176H94V177H95ZM113 176H116V175L113 174ZM118 176H120V175L118 174ZM134 176L137 177L136 175H134ZM178 176H181V175H179V173H178ZM231 176L233 177L234 175H230L229 177H231ZM237 176L239 177V175H237ZM5 177H6V175H5ZM5 177H3V178H5ZM11 177H13V176H11ZM11 177H10V179H11ZM20 177H21V176H20ZM20 177H19V179H20ZM46 177H47V176H46ZM48 177H49V176H48ZM58 177H59V176H58ZM81 177H82L81 180L83 181V177H84V176L82 175ZM86 177H87V176H86ZM90 177H91V178H90ZM98 177H99V176L97 175V179H98ZM101 177H102V176H100L99 179H100ZM105 177H106V176H105ZM121 177H122V176H121ZM144 177H145V176H144ZM144 177H143V179H144ZM159 177H160V176H159ZM162 177H163V176H162ZM229 177L227 178V179H229V180H227V181H229L227 184L224 182V180H223V182L220 181V180H217L218 177H216L217 179L215 180V182L219 181L220 183L222 182V183L225 184V185H223V186H222V184H221V185H220L221 187H218V186H217V183H218V182L215 183L216 185H214L213 181H211L212 178H210V182L208 181V182L206 183L207 188L204 189V192H205V191H210V192H211V190H214V188L216 187V188H215V192H213V194H214L215 196L218 197V199H217V197L214 199V200L217 199V201H215V204H216L215 207H214V206H211L210 204H207V205H210L211 207L214 208V209L212 208V210L210 209L212 214H211V213H210L211 215L208 214L209 216H212V217H209V219H210L209 224L211 223V219H212V221H213V218H214V219L219 218V220H220V216L217 217V215H221L222 213H220V212H223V211H224V212H228L227 214H228L229 216H231V217L234 216V219H231V218L228 216L230 219L228 218L229 220L227 219L226 223H228V222H230V220H232V221H235V223H237L241 228L252 229V230L249 232L250 234L248 233L249 235L245 234V235H247L246 237H244V238H242V239L240 238L239 241H237V242H238V243H237V247L235 246V247H236V250H234V251H237L238 249H240V251L238 250V251H239L238 254H237V255L235 254L236 256H234V257L231 259V261H232L233 264H256V263H255V259H256V257L259 258V255L264 257V235H262V234L264 233V231H263V229H262V226H263L262 224H264V180L258 178V179H255V180H249V181H246V179H245V180L243 179L244 176H243L242 178H237V177H235L234 179H230ZM240 177H241V175H240ZM0 178H1V177H0ZM3 178H2V180H3ZM15 178H14V179H15ZM49 178H50V177H49ZM64 178H65V177H63V179H64ZM84 178H85V177H84ZM95 178H96V177H95ZM116 178H120V177H117V176H116ZM141 178H142V176H141ZM146 178L148 179V177H146ZM156 178H157V177H156ZM156 178H155V179H156ZM177 178H178V177H177ZM177 178H176V179H177ZM245 178H246V177H245ZM253 178H255V177H253ZM253 178H252V179H253ZM17 179H18V178H17ZM42 179H43V176H42ZM50 179L52 180L53 178H50ZM56 179H57V178H56ZM66 179H67V178H66ZM78 179H79V178H78ZM78 179H77V180H78ZM97 179H96V181L98 182ZM103 179H104V177H103ZM114 179H115V177L113 178V180H114ZM120 179H121V178H120ZM135 179H136V178H134V180H135ZM139 179H140V178H139ZM174 179H175V178H174ZM2 180H1V181H2ZM5 180H7V179H5ZM40 180H41V179H40ZM47 180H48V182H50L49 179H47ZM47 180H46V181H47ZM54 180H55V179H54ZM58 180H59V179H58ZM89 180L87 179L86 181H89ZM101 180H102V179H101ZM105 180H106V179H105ZM117 180H118V179H117ZM137 180H138V179H137ZM140 180L142 181V179H140ZM149 180H151V179H149ZM149 180H148V181H149ZM205 180H206V179H205ZM205 180H203V181L206 182ZM208 180H209V178H208ZM213 180H214V178H213ZM9 181H10V180H9ZM13 181H14V180H12L11 183H12ZM15 181H16V180H15ZM43 181H44V180H43ZM43 181H42V182H43ZM60 181H61V179H60ZM60 181H59V182H60ZM79 181H80V180H79ZM79 181H77V182H79ZM93 181H94V179H93ZM99 181H100V180H99ZM114 181H116V180H114ZM138 181H139V180H138ZM146 181H147V180H146ZM151 181H153V179H152ZM155 181H156V180H155ZM179 181H180V179H179ZM3 182H4V181H3ZM6 182H8V180H7ZM17 182H18V181H17ZM37 182H38V181H37ZM37 182H35V183H37ZM52 182H53V180H52ZM52 182H51V183H52ZM54 182H55V181H54ZM54 182H53L52 186H53V185L55 186ZM65 182H66V181H65ZM67 182H69V180H67ZM70 182H71V181H70ZM74 182H75V181H74ZM74 182H73V183H74ZM77 182H76V183H77ZM97 182H96V183H97ZM102 182H104V181H102ZM116 182H117V181H116ZM129 182H130V180H129ZM149 182H150V181H149ZM149 182H148V185H150ZM156 182H157V181H156ZM160 182H162V181L160 180ZM175 182H176V183H179V182H177V180H176ZM201 182H202V181H201ZM204 182H202V183H204ZM0 183H1V182H0ZM14 183H15V182H14ZM55 183H56V182H55ZM108 183H109V184H108ZM108 183L106 182V184L110 185V182H108ZM117 183H118V182H117ZM120 183H121V182H120ZM146 183H147V182H146ZM157 183H158V182H157ZM2 184H5V183H2ZM61 184H62V187H63V183H61ZM61 184H60V185H61ZM79 184H80V183H78L77 185H79ZM83 184H84L85 187L87 188L86 191H88V187H87V186H89V188H90V185L88 184V185L86 186L87 183H85V181H84ZM92 184H93V182H92ZM92 184H91V187L93 186ZM94 184H95V183H94ZM97 184H98V183H97ZM100 184L102 185V183H100ZM103 184H104V183H103ZM122 184H123V183L120 184V188L122 187V186H121ZM131 184H132V183H131ZM140 184H141V183H140ZM151 184H152V183H151ZM182 184H183V183H182ZM190 184L193 185L192 183H190ZM13 185H14V184H13ZM18 185H19V183H18ZM56 185L58 186V184H56ZM81 185H82V184H81ZM81 185H79V189H80V187L83 186V185H82V186H81ZM104 185H105V184H104ZM104 185H102V186H104ZM114 185H115V184H114ZM128 185H129V184H128ZM157 185H159V183H158ZM177 185H178V184H177ZM185 185H186V184H185ZM1 186L3 187V185H1ZM8 186H9V182H8ZM14 186H17V185H14ZM20 186H21V185H20ZM20 186H19V188H22V187H20ZM57 186H56V187H57ZM95 186H97V185H95ZM99 186H100V185H98V188H99ZM132 186H133V185H132ZM144 186H145V185H144ZM152 186H154V185H152ZM152 186H150V187H152ZM174 186H176V185H174ZM174 186H172V187H174ZM179 186H180V185H179ZM188 186H189V185H188ZM188 186H187V187H188ZM206 186H204V187H206ZM6 187H7V186H5V188H6ZM36 187H38V186H36ZM56 187H55V188H56ZM58 187H60V186H58ZM62 187H61V189H59V192H60V190H62ZM65 187H66V186H65ZM68 187H69V186H68ZM70 187H71V190H72V188H75L74 186H73V187L70 186ZM70 187H69V188H70ZM85 187H84V189H85ZM100 187H101V186H100ZM104 187H105V186H104ZM113 187H114V186H113ZM115 187H117V186H115ZM127 187H129V186H127ZM155 187H156V186H154V189H155ZM169 187H171V186H169ZM182 187H183V186H182ZM196 187H197V186H196ZM196 187H195V188H196ZM7 188H8V187H7ZM9 188H10V187H9ZM17 188H18V187H17ZM24 188H25V187H24ZM30 188H31V187H30ZM30 188H29V189H30ZM38 188H40V187H38ZM106 188H109V186H106ZM130 188H131V187H130ZM133 188H134V187H133ZM146 188H149V187L146 186ZM221 188H222V189H221ZM10 189H11V188H10ZM25 189H27V187H26ZM35 189H36V188H35ZM51 189H52V188H51ZM64 189H65V188H64ZM67 189H68V188H67ZM67 189H66V190H67ZM101 189H102V188H101ZM109 189H110V188H109ZM135 189H136V187H135ZM149 189H150V188H149ZM164 189H166V188H164ZM190 189H192V186H191ZM1 190H2L3 192L5 191V190L2 189V188H1ZM13 190H14V189H13ZM21 190H22V189H21ZM32 190H34V187H33ZM53 190H56V189H52V191H53ZM66 190H64V191L67 192ZM73 190H74V189H73ZM73 190H72V192L69 191V190H68V191L71 192V193H73ZM82 190H83V189H82ZM96 190H99V189L96 188ZM103 190H106V189H103ZM118 190H119V188H118ZM137 190H138V189H137ZM166 190L168 191V188H167ZM171 190H172V189H171ZM173 190H174V189H173ZM173 190H172V191H173ZM197 190H198V189H197ZM9 191H10V190H9ZM38 191H40V190H38ZM57 191H58V190H57ZM90 191H92V190H90ZM94 191H95V188H94ZM99 191H100V190H99ZM125 191H126V186H125ZM132 191H134V189H132ZM140 191H141V190H140ZM149 191H151V190H149ZM193 191H195V190H193ZM193 191H192V192H193ZM6 192H8V191H6ZM12 192H13V191H11V193H12ZM27 192H28V191H27ZM30 192H31V190H30ZM53 192H54V191H53ZM59 192H58V193H59ZM61 192H62V191H61ZM61 192H60V193H61ZM77 192H79V190H77ZM80 192H81V190H80ZM102 192H103V191H102ZM102 192H101V193H102ZM108 192H109V191H108ZM108 192H107V194H108ZM147 192H148V191H147ZM151 192L153 193V191H151ZM156 192H159V191H156ZM192 192H191V191H187V193H189V194H191ZM202 192H203V191H202ZM4 193H5V192H4ZM9 193H10V192H9ZM11 193H10V195H11ZM28 193H29V192H28ZM31 193H32V192H31ZM31 193H30V195H32ZM38 193H39V192H38ZM56 193H57V192H56ZM56 193H55V194H56ZM63 193H64V192H63ZM83 193H84V191H83ZM83 193H81V194H83ZM88 193H89V192H88ZM91 193H92V192H91ZM96 193H97V195H98V192H97V191H96ZM114 193H115V192H114ZM127 193H128V191H127ZM130 193H132L131 190H130V192H129L128 195H130ZM133 193H134V192H133ZM159 193H161V192H159ZM163 193H164V192H163ZM171 193H172V192H171ZM171 193L169 192V194H171ZM185 193H186V192H185ZM1 194H2V193H1ZM5 194H7V193H5ZM5 194H4V195H5ZM35 194H36V193H35ZM55 194H54V195H55ZM61 194H62V193H61ZM66 194H67V193H66ZM66 194H65V195H66ZM75 194H76V191H75ZM89 194H90V193H89ZM89 194H88V195H89ZM93 194L95 195L94 192H93ZM93 194H92V195H93ZM99 194H100V193H99ZM104 194H105V192H104L102 195H104ZM111 194H112V193H111ZM111 194H110V195H111ZM115 194H116V193H115ZM120 194H122V193H120ZM124 194H125V192H124ZM134 194H135V193H134ZM134 194H133V195H134ZM136 194H137V195H136ZM136 194H135L136 196L139 195V193H136ZM164 194L168 195V192H166V193H164ZM164 194H162V195H164ZM189 194H188V195H189ZM21 195L25 196L24 194H21ZM26 195H29V194H26ZM58 195H59V194H58ZM84 195H85V194H84ZM86 195H87V193H86ZM108 195H109V194H108ZM117 195H118V193H117L116 195L113 194V196H117ZM150 195H151V193H150ZM150 195H149V196H150ZM157 195H158V194H157ZM166 195H164V196H166ZM210 195H211V194H210ZM5 196H7V195H5ZM5 196H4V197H5ZM12 196H13V195H12ZM33 196H34V195H33ZM33 196H31V197L33 198ZM36 196L38 197V194H37ZM67 196H68V194H67ZM69 196L72 197L71 195H69ZM69 196H68V198H69V200H71V199H72L74 196H76V195H74L71 199H70ZM98 196H99V195H98ZM111 196H112V195H111ZM113 196H112V197H113ZM119 196H120V195H119ZM122 196H123V197L125 196V198H126V194H125V195H122ZM140 196H141V195H140ZM159 196H161V194H160ZM168 196H169V195H168ZM171 196H173V195H171ZM171 196H170V197H171ZM199 196H201V193H200V195L197 194V193L191 194V196L189 195V197L186 198L185 200L183 199L184 197L182 198V195H181V199H177V197H176V199H177L176 201L174 200V198H172L173 200H171V201L176 202V203H174V205L172 206V208L174 207V208H175L174 211L177 212V213L179 214V212H180V211H179L180 209H179V207H178L179 205H180V206H183V205H184V207H185V205L187 206V205H189V204H192V203H194V202L197 201V199L199 198ZM40 197H41V196H40ZM55 197H58V196H55ZM95 197H96V196H95ZM95 197H94V198H95ZM99 197H100V196H99ZM104 197H105V196H104ZM104 197L102 196V199H103ZM123 197H122V198H123ZM131 197H132V195H131ZM134 197H135V196H134ZM134 197H133V198H134ZM153 197H154V193H153L152 198H153ZM170 197H169V199H170ZM212 197H213V195H212ZM212 197H211V199H212ZM0 198H1V197H0ZM9 198H10V197H9ZM20 198H21V197H20ZM20 198H19V199H20ZM34 198H36V197L34 196ZM74 198H76V197H74ZM100 198H101V197H100ZM106 198H107V196H106ZM108 198H110V197H108ZM108 198H107V199H108ZM113 198H115V197H113ZM120 198H121V196H120ZM120 198H119V199H120ZM128 198H130V197L127 196V199H128ZM133 198H130V199H133ZM139 198H140V197H137V200H138ZM146 198H148V197H146ZM146 198H145V199H146ZM161 198H162V197H161ZM165 198H167V197H165ZM165 198H164V199H165ZM39 199H40V198H39ZM42 199H43V198H42ZM42 199H41V200H42ZM97 199H98V198H97ZM104 199H105V198H104ZM110 199H111V198H110ZM130 199H128V201H131ZM134 199H135V198H134ZM141 199H142V198H141ZM155 199H156V198H155ZM159 199H160V198H159ZM169 199H168L167 201H169V204H170V200H169ZM207 199H208V198H207ZM207 199L204 200V201H206L205 203L208 202ZM223 199H224V200L227 199L230 203H226L227 206H225V207L223 206L224 208H222L221 206L218 207V204H220V201L223 200ZM27 200H28V199H27ZM35 200H36V199H35ZM58 200H60V199H58ZM61 200L63 201V198H61ZM69 200H68V201H69ZM76 200H77V199H76ZM81 200H82V199H81ZM83 200H84V199H83ZM87 200H88V199H87ZM98 200H99V199H98ZM98 200H97V201H98ZM100 200H101V199H100ZM100 200L98 201V203L100 202ZM113 200H116V199H113ZM117 200H118V198H117ZM120 200H121V199H120ZM120 200H119V201H120ZM125 200H126V199H125ZM139 200H140V199H139ZM142 200L144 201V199H142ZM146 200H147V199H146ZM212 200H213V199H212ZM227 200H226V201H227ZM30 201H32V200H31V199L28 200V202H30ZM44 201L46 202V200H44ZM64 201H65V200H64ZM64 201H63V202H64ZM74 201H75V200H74ZM85 201H86V199H85ZM126 201H127V200H126ZM128 201H127V202H128ZM140 201H141V200H140ZM151 201H153V200H151ZM151 201L149 202V204L151 203ZM162 201H163V200H162ZM198 201H199V200H198ZM198 201H197V202H198ZM4 202H6V200H5ZM24 202H25V201H24ZM24 202H23V203H24ZM33 202H35V201H33ZM58 202H59V201H58ZM58 202H57V204H58ZM76 202H77V203L79 202V207H78V205H77L76 208L73 207L74 204L72 205V207L70 206L71 208H70V210H68V211H69V213L71 214V218H70V219L68 218L69 220H67L66 222H64V225H62V226H63V227L65 226V227L67 228V230H68V228L71 230V229L73 228V226H75V225H76V226H79V224L81 225V223H82V224H84V225H82V226H86V228L84 227V228L82 229V231H81V234L83 233V236H85V234L90 235V232L93 231V232H91V236H92V238L97 237L98 235H100V236L102 237L101 234H103V233H102V231H99V230L103 227V225H100V224H103V223L105 224V223H107V224H105V225H108L109 222H103V221H102V222H99V223H98V222H96L95 220H94V222H93L92 219H93L94 217H96L97 215H98V217L100 216V217L102 218V213H101V215H99L100 213H96V209H95V207H96V206H99V205H96V203H95V205H96L95 207H94V205H91L94 209H92V208L90 209V207H91L90 204L92 203V201H91V203H90L89 206H88L89 209H87V207L83 205V204H84L83 201H82L83 204H81L80 199H79V201H76ZM76 202H75V204H76ZM88 202H89V200H88ZM101 202H103V201H101ZM109 202H110V200H109ZM111 202H112V201H111ZM111 202H110V203H111ZM116 202H117V203H116ZM121 202L123 203V199L121 200ZM133 202H134L135 205H136V201L134 200ZM145 202H148V201H145ZM145 202H144V203H145ZM154 202H156V200L153 201V203H154ZM173 202H172V203H173ZM197 202H196V203H197ZM213 202H214V201H213ZM26 203H27V202H26ZM60 203H61V202H60ZM67 203H69V202H67ZM67 203H66V204H67ZM115 203H116V205H117V204H122V203H118V201H115ZM115 203H114V204H115ZM125 203H126V202L124 201V204H125ZM130 203H131V202H130ZM134 203H133V204H134ZM137 203H138V206H139V201H138ZM165 203H166V202H165ZM172 203H171V204H172ZM205 203H204V204H205ZM6 204H7V203H6ZM21 204H22V203H21ZM42 204H44V203H42ZM45 204H46V203H45ZM45 204H44V206L47 207V205H45ZM62 204H63V203H62ZM66 204H65V205H66ZM86 204H87V202H86ZM106 204H107V201H106ZM128 204H129V203H128ZM131 204H132V203H131ZM155 204H156V203H155ZM171 204H170V208H171ZM211 204H212V203H211ZM221 204H222V201H221ZM226 204H225V205H226ZM8 205H9V204H8ZM48 205H49V204H48ZM60 205H61V204H60ZM60 205H59V206H60ZM63 205H64V204H63ZM63 205H62V208H61V209H63ZM65 205H64V206H65ZM69 205H70V204H69ZM82 205H83V206H82ZM103 205H104V204H103ZM108 205H109V204H108ZM110 205H111V204H110ZM116 205H114V206H116ZM145 205H147V204H145ZM165 205H166V204H165ZM165 205H164V206H165ZM205 205H206V204H205ZM207 205L204 206V207L206 208ZM3 206H4V205H3ZM3 206H2V207H3ZM13 206H14V205H13ZM50 206H51V204L49 205V207H50ZM55 206H56V205H55ZM57 206H58V205H57ZM100 206H101V205H100ZM121 206H122V205H120V207H121ZM124 206H125V205H124ZM127 206H128V205H127ZM127 206H126V207H127ZM147 206H148V205H147ZM151 206H152V205H151ZM154 206H155V205H153V208H154ZM156 206H157V205H156ZM190 206H191V205H190ZM195 206H196V204L193 205L192 207H195ZM257 206H260V207H262V209H263L262 212H260L259 214L254 213V211H255V209L257 208ZM10 207H11V206H10ZM65 207L67 208L68 206H65ZM104 207H105V205H104ZM111 207L113 208V206H111ZM117 207L119 208V205H118ZM136 207H137V206H136ZM157 207H158V206H157ZM162 207H163V204H162ZM167 207H168V206H167ZM204 207H203V208H204ZM3 208H4V207H3ZM44 208H45V207H44ZM52 208H54V207H52ZM56 208L59 209L58 207H56ZM105 208H106V207H105ZM109 208H110V206H109ZM130 208H131V207H129V211H130ZM138 208H139V207H138ZM155 208H156V207H155ZM172 208H171V209H172ZM177 208H178V209H177ZM180 208H181V207H180ZM190 208H191V207H190ZM198 208H199V207H198ZM209 208H210V207H209ZM0 209H2V208H0ZM48 209H49V208H48ZM57 209H56V210H57ZM61 209H60V210H61ZM64 209H65V208H64ZM68 209H69V207H68ZM107 209H108V207H107ZM110 209H111V208H110ZM113 209H114V208H113ZM123 209H124V208L122 207V210H123ZM163 209H164V207H163ZM166 209H167V208H166ZM181 209H183V207H182ZM184 209H185V208H184ZM188 209H189V208H188ZM206 209H207V208H206ZM60 210H59V212H60ZM97 210H98V208H97ZM119 210H121V208H120ZM119 210H118V211H119ZM122 210H121V211H122ZM137 210H138V209H137ZM164 210H165V209H164ZM189 210H190V209H189ZM196 210H198V209L196 208ZM196 210H195V211H196ZM199 210H200V209H199ZM203 210H205V209H203ZM208 210H209V209H208ZM57 211H58V210H57ZM63 211H64V210H62V212H63ZM66 211H67V210H66ZM66 211H65V212H66ZM68 211H67V212H68ZM98 211H99V210H98ZM100 211L103 212L101 209H100ZM100 211H99V212H100ZM111 211H113V210H111ZM121 211H120V212H121ZM126 211L128 212V209H127ZM174 211H173V212H174ZM181 211H182V212H186L187 209H186V211H183V210H181ZM190 211H191V213H192V212H195V211H192V210H190ZM190 211H189V212H190ZM54 212H55V211H54ZM54 212H53V213H54ZM62 212H61V213H62ZM104 212L106 213V210H105ZM104 212H103V213H104ZM122 212H123V211H122ZM182 212H181V213H182ZM189 212H188V213H189ZM197 212H198V211H197ZM197 212H196V214H197ZM200 212H201V211H200ZM203 212H204V211H202V213H203ZM256 212H257V211H256ZM69 213H68V214H69ZM107 213H108V211H107ZM110 213H111V212H110ZM114 213H117V211H116V212L113 211L112 214H114ZM123 213H124V212H123ZM154 213H155V212H154ZM206 213H209V211H207ZM257 213H258V212H257ZM56 214H57V213H56ZM58 214H59V216H61L60 213H58ZM58 214H57V216H58ZM124 214H125V216L127 215L126 212H125ZM182 214L185 215L184 213H182ZM186 214H187V213H186ZM193 214H194V213H193ZM106 215H107V214H106ZM110 215H111V214H110ZM110 215H108V216H110ZM121 215H122V214H121ZM121 215H120V218H123V217H121ZM141 215L143 216V214H141ZM167 215H168V213H167ZM174 215H176V213H175ZM194 215H195V214H194ZM194 215H193V216H194ZM200 215H201V214H200ZM236 215H237V216H240V217L242 216V217L239 218V217H237ZM55 216H56V215H55ZM55 216H54V217H55ZM59 216H58V217H59ZM80 216L83 217V219H81V220H82V221L84 220V223H83L82 221H80V220H79L77 223L75 222ZM116 216H118V215H116ZM116 216L114 215V216H112V217H116ZM123 216H124V215H123ZM162 216H163V215H162ZM188 216H189V214L186 216L187 218H186V217H184V218H185V219H188ZM195 216H197V215H195ZM224 216H225V215H224ZM51 217H52V216H51ZM62 217H63V219H64V216H62ZM62 217H61V218H62ZM98 217H97V218H98ZM127 217H129V216H127ZM189 217H190V216H189ZM202 217H204V222H205V215L202 216ZM222 217H223V216H222ZM226 217H227V216H226ZM43 218H44V217H43ZM45 218L48 219V217H45ZM56 218H57V217H56ZM66 218H67V217H66ZM97 218H96V219H97ZM103 218H104V217H103ZM117 218H119V217H116V219H117ZM120 218H119V219H120ZM125 218H126V217H125ZM130 218H131V216H130L128 219H130ZM143 218H144V217H143ZM174 218H175V217H173V219H174ZM179 218H181V217H179ZM179 218H178V219H179ZM182 218H183V216H182ZM192 218H193V217H192ZM192 218H191V219H192ZM207 218H208V217H207ZM232 218H233V217H232ZM57 219H58V218H57ZM59 219H60V218H59ZM99 219H100V218H99ZM126 219H127V218H126ZM176 219H177V218H176ZM178 219H177V220H178ZM197 219H198V218H197ZM200 219H201V218H199V220H200ZM224 219H225V218H224ZM49 220H52V218H50ZM113 220H114V219H113ZM137 220H138V219H137ZM139 220H140V219H139ZM139 220H138V221H139ZM141 220H143V219H141ZM147 220H148V219H147ZM179 220H180V219H179ZM188 220H190V219H188ZM207 220H208V219H207ZM207 220H206V222H207ZM219 220H217V221H219ZM32 221H33V220H32ZM40 221H41V220H40ZM40 221H39V223H41ZM44 221H45V220H44ZM47 221H48V220H47ZM52 221H55V220H52ZM52 221H49V222L52 223ZM58 221H59V220H58ZM58 221H57L56 223L54 222V224H57ZM61 221H63V220L60 219L59 223H61ZM64 221H65V220H64ZM97 221H98V220H97ZM111 221H112V220H111ZM114 221H115V220H114ZM121 221H122V220H121ZM123 221H124V220H123ZM133 221H134V220H133ZM133 221H132V222H133ZM135 221H136V220H135ZM180 221H181V220H180ZM182 221H184V219H183ZM195 221H196V220H195ZM197 221H198V220H197ZM200 221H202V220H200ZM30 222H31V220H30ZM30 222H29V223H30ZM35 222H36V221H35ZM116 222H117V221H116ZM126 222H127V221H126ZM126 222H125V223H126ZM129 222H130V221H129ZM32 223H33V222H32ZM37 223H38V222H37ZM37 223L35 224V226L37 225V227H38V224H39V223H38V224H37ZM43 223H45V222H43ZM59 223H58V224H59ZM117 223H118V222H117ZM125 223H124V222L121 223V226H122L123 224L125 225ZM133 223H134V222H133ZM136 223H137V222H136ZM184 223H185V222H184ZM217 223H218V222H217ZM219 223H220V221H219ZM219 223H218V224H219ZM224 223H225V222H224ZM33 224H34V223H33ZM58 224H57V225H58ZM115 224H116V223H115ZM119 224H120V222H119ZM126 224L128 225V223H126ZM134 224H135V223H134ZM137 224H138V223H137ZM194 224H195L196 227H197V223L195 222ZM211 224H212V223H211ZM220 224H221V223H220ZM222 224H223V223H222ZM229 224H230V223H229ZM41 225H42V223H41ZM50 225H51V224H50ZM50 225H49V226H50ZM59 225L61 226V224H59ZM98 225L102 226V227H100L99 230H98V227H97ZM105 225H104V226H105ZM109 225H110V224H109ZM138 225H139V224H138ZM138 225H136V227H138ZM212 225H213V224H212ZM230 225H232V224H230ZM30 226H32V225H30ZM39 226H40V225H39ZM42 226H44V224H43ZM62 226H61V227H62ZM76 226H75V227H76ZM82 226L78 227V230H79V228H81ZM111 226H112V225H111ZM111 226H110V230H109V231H111ZM119 226H120V225H119ZM129 226H130V225H129ZM139 226L142 227L141 225H139ZM143 226H144V225H143ZM213 226H214V225H213ZM218 226H219V225H216L215 227H218ZM224 226H226V225H224ZM224 226H223V227H224ZM32 227H34V226H32ZM56 227H57V226H56ZM105 227H108V226H105ZM126 227H127V226H126ZM126 227H125V229H126ZM131 227H132V223H131L130 229H134L133 227H132V228H131ZM240 227H237L238 229H237V228L235 229V231H237V232H235L237 235H236L234 232H230V233L233 234V235L235 234L236 239H237V237H238V238L240 237V235L238 234V231H243V229H241ZM251 227H252V228H251ZM40 228H41V227H40ZM43 228H44V227H43ZM54 228H55V227H54ZM54 228H53V229H54ZM95 228H96V229H95ZM118 228H119V227H118ZM147 228H148V227H147ZM147 228H145V229L142 228V229L145 230V231L143 230V231H144L143 235H144L145 233L147 234V232H148V231H146ZM227 228H229V227H227ZM227 228H226V230H229V231H231V230L234 229V228H232V229H227ZM263 228H264V227H263ZM50 229H51V228H50ZM103 229H104V227L102 228V230H103ZM105 229L108 230V228H105ZM112 229H114V228H112ZM121 229H123V228H120V230H121ZM130 229H129V231H130ZM140 229H141V228H140ZM140 229H139V233H140ZM142 229H141V230H142ZM44 230H46V228L43 229V231H44ZM55 230L57 231V229H55ZM73 230H74V229H73ZM78 230H76V232H77ZM80 230H81V229H80ZM94 230H95V231H94ZM97 230H98V231H97ZM126 230H128V229H126ZM149 230H150V229H149ZM216 230H217V229H216ZM218 230H219V229H218ZM220 230H222V229L220 228ZM224 230H225V228H224ZM37 231H38V229H37ZM40 231H42V229H41ZM47 231H48V233H49V231H50L49 228H48ZM89 231H90V232H89ZM105 231H106V230H105ZM105 231L103 230V232H105ZM113 231H115V229H114ZM113 231H111V233H112ZM129 231H128V232H129ZM132 231H133V230H132ZM134 231L137 232V229L134 230ZM143 231H142V232H143ZM229 231H228V232H229ZM245 231H246V230L244 229L243 232H245ZM247 231H248V230H247ZM122 232L124 233V231H122ZM128 232H127V234H128ZM136 232H134V233H136ZM228 232H227V233H228ZM56 233H57V232H56ZM69 233H71V232L69 231ZM69 233H68V234H69ZM77 233H79V232H77ZM120 233H121V232H120ZM120 233H118V235H119ZM129 233L131 234V231H130ZM134 233H133V234H134ZM148 233H149V232H148ZM239 233H240V232H239ZM45 234H46V233H45ZM45 234H43V235H45ZM54 234H55V233H53V235H54ZM60 234H61V233H60ZM68 234H64V235H65L64 237H66ZM73 234L76 235L75 232H74ZM106 234H107V231H106ZM108 234H110V233H108ZM108 234H107V235H108ZM116 234H117V232H116ZM121 234H122V233H121ZM133 234H131V235H133ZM137 234H138V233H137ZM137 234H135V235H137ZM140 234H141V233H140ZM140 234H139V236H140ZM149 234H150V233H149ZM159 234H160V233L158 232V235H159ZM172 234H173V235H172ZM172 234H170V235H172V237H171V238L169 237V238H170L169 241H168V239H167V241H164V240H163L164 238L162 239V241H164L163 243H161L160 240H159V242H156V241H155V243H156L157 246H154V247H153V246H151L152 244H148V245L151 246V248H148L149 246L146 244L148 247L146 248V246H145V249H143V247H144V246H143V247L139 248V251H138V250H137V251H134V250H136V249H138V248H136V249L133 248V250L130 249V250L133 252V254H136V255L134 256V257H135L134 259H133V258H129V260H128V261H129V264H160L161 262H164V263H165V261H166V263H167V260L170 258V256H172L171 254H173V253L175 254V252L173 251V248H174V247L172 248V246H174V245L172 244V239H173V238H176V239L179 238V236L177 235V233H172ZM50 235H51V234H50ZM58 235H59V232H58ZM61 235H62V234H61ZM61 235H59V236H61ZM71 235H72V233H71ZM74 235H72L71 238L73 237V239H74ZM114 235H115V234H114ZM114 235L112 234V236H114ZM118 235H117V236H118ZM131 235H130V237H131ZM135 235H133V237H136ZM141 235H142V234H141ZM152 235H153V234H152ZM152 235H151V236H152ZM154 235H155V233H154ZM158 235H156V236H158ZM170 235H169V236H170ZM176 235H177L178 237H176ZM227 235H229V234H227ZM241 235H242V233H241ZM54 236H55V235H54ZM62 236H63V235H62ZM69 236H70V234H69ZM83 236H82V237H83ZM91 236H90V237H91ZM117 236H114V237H116L115 240H114L116 243L118 242V240H121V239H122L120 236H123V235H120L119 237H117ZM125 236H126V235H124V237H125ZM139 236L137 235V238H138ZM148 236H149V235H148ZM151 236H150V237H151ZM159 236H160V235H159ZM180 236H181V235H180ZM243 236H244V235H243ZM48 237L51 239V237L47 235V238H48ZM78 237H79V234L77 235V239H78V240L81 239L80 237H79V238H78ZM90 237H89V239H91ZM98 237H99V236H98ZM105 237H106V236H104L102 239L105 240V239L107 238V237H106V238H105ZM126 237H128V239H129V235L126 236ZM144 237H147V236L144 235ZM150 237H149V238H150ZM152 237H153V236H152ZM182 237H183V236H181V238H182ZM228 237H229V236H228ZM241 237H242V236H241ZM47 238H44V239H46V241H48ZM56 238H57V236H56ZM67 238H68V237H67ZM85 238H86V236H85ZM85 238H84V240H86ZM118 238H121V239H118ZM147 238H148V237H147ZM155 238H156V237H155ZM155 238H154V239H155ZM158 238H159V237H158ZM166 238H167V237H166ZM181 238L178 239V241H179V240H182ZM187 238H188V237H187ZM234 238H235V237H234ZM234 238L232 237V239H234ZM44 239H43V240H44ZM61 239H62V238H61ZM68 239H69V238H68ZM68 239H66V240L68 241ZM75 239H76V238H75ZM109 239H110V238H109ZM113 239H114V238H113ZM113 239H112V240H113ZM116 239H118V240H116ZM124 239H125V238H124ZM128 239H126V240L128 241ZM131 239H132V238H131ZM140 239H141V237H140ZM142 239H143V238H142ZM152 239H153V238H152ZM152 239H151V240H152ZM154 239H153V240H154ZM52 240H53V239H52ZM58 240H60V239L58 238ZM58 240H57V241H58ZM64 240H65V239H63V240H61V241H64ZM132 240H134V239H132ZM135 240H137V239H135ZM138 240H139V239H138ZM138 240H137V242H140L139 245H141V244H142L141 242H143V240H142V241H138ZM144 240H145V239H144ZM153 240H152V241H153ZM183 240H184V239H183ZM242 240L244 241V243L241 242ZM72 241H73V240H72ZM79 241H80V240H79ZM87 241H88L87 243H90V240H87ZM94 241H95V240H94ZM94 241H93V242H94ZM109 241H110V240H109ZM122 241H124V242L126 243L125 240H122ZM130 241H131V240H130ZM130 241H129V242H130ZM145 241H148V240H145ZM149 241H150V240H149ZM174 241H175V240H174ZM186 241H187V240H186ZM189 241H190V239H189ZM44 242H45V241H44ZM44 242L42 241V243H44ZM50 242H51V241H50ZM58 242H59V241H58ZM58 242L54 243V245H52V244L50 245V243H49V246H50L49 248H51V249H52V248H53V249L56 248V247H55V246H56L55 244L58 245V244L60 243V242H59V243H58ZM68 242H69V241H68ZM68 242H67V243H68ZM75 242H76V241H75ZM82 242H83V240H82ZM84 242H85V241H84ZM107 242H108V240H107ZM110 242H111V241H110ZM124 242H123V243H124ZM131 242H132V241H131ZM134 242H136V241H134ZM153 242H154V241H153ZM179 242H180V241H179ZM181 242H182V241H181ZM184 242H185V241H184ZM61 243H62V242H61ZM63 243L66 244L65 241H64ZM70 243H71V242H70ZM77 243L79 244V242H77ZM80 243H81V242H80ZM85 243H86V242H85ZM87 243H86V244H87ZM96 243H97V242H96ZM96 243H95V244H96ZM100 243H101V242H99V245H100ZM104 243H106V242H104ZM111 243H112V242H111ZM123 243H122V244H123ZM150 243H151V242H150ZM173 243H174V242H173ZM175 243H176V241H175ZM182 243H183V242H182ZM187 243H188V241H187ZM187 243H186V244H187ZM235 243H236V242H235ZM47 244H48V243H46V245H47ZM71 244H73V243H71ZM74 244H75V243H74ZM93 244H94V243H93ZM107 244H108V243H107ZM107 244H106V247H107ZM118 244H119V243H118ZM179 244H180V243H179ZM194 244H195V243H194ZM66 245H68V244H66ZM80 245H84V244H80ZM91 245H92V244H91ZM101 245H102V243H101ZM101 245H100V246H101ZM104 245H105V244H104ZM104 245H103V247H104ZM113 245L118 246L117 244H113ZM113 245H112V246L110 245V246L113 247ZM123 245L126 246L127 244H126V245L123 244ZM123 245H122V246H123ZM132 245H133V244H132ZM134 245H135V244H134ZM134 245H133V246H134ZM136 245H137V244H136ZM142 245H143V244H142ZM142 245H141V246H142ZM175 245H176V247H177V244H175ZM183 245H184V243H183ZM183 245H182V246L180 245V246L183 247ZM187 245H188V244H187ZM235 245H236V244H235ZM47 246H48V245H47ZM47 246H46V247H47ZM51 246H52V247H51ZM53 246H54V247H53ZM59 246H60V245H59ZM59 246H57V247H59ZM62 246H64V245H62ZM68 246H70V245H68ZM68 246H67V247H68ZM108 246H109V245H108ZM122 246H121V248H122ZM128 246H129V245H128ZM193 246H194V245H193ZM245 246H246V247H245ZM72 247H73V248H72ZM72 247H71V248H69V247L66 248V247H65V251H66V249H67V250L70 249V250L72 251V249L74 250V248H77V247H74V245H73ZM81 247H82V246H81ZM86 247H87V246H86ZM88 247H89V246H88ZM95 247H96V245H95ZM106 247H105V248H106ZM135 247H136V246H135ZM203 247H204V246H203ZM43 248H44V246H43ZM59 248L62 249L63 247H59ZM98 248H99V247H98ZM98 248H97V249L95 248V250H98ZM105 248H104V249H105ZM121 248H120V249H121ZM125 248H126V247H125ZM128 248H129V247H128ZM131 248H132V247H131ZM178 248H180V247H178ZM185 248L187 249V247H185ZM201 248H202V247H201ZM47 249H48V247H47ZM63 249H64V248H63ZM63 249H62V250H63ZM78 249H79V248H77V250H78ZM82 249H84V246L82 247ZM86 249H87V248H86ZM111 249H112V248H111ZM116 249H117V247H116ZM118 249H119V248H118ZM182 249H183V248H182ZM204 249H205V248H204ZM77 250H76V251H77ZM88 250H89V249H88ZM108 250H109V249H108ZM112 250L114 251V250H115V247H113ZM112 250H110V251H112ZM121 250H122V249H121ZM123 250H125L124 247H123ZM126 250H127V249H126ZM175 250H176V249H175ZM243 250H244V251H245V250L249 251V254H250V257H249V258H250V259H248V258H246V257L244 256L245 253H244ZM44 251H45V250H44ZM52 251H53V250H52ZM55 251H56V250H55ZM59 251H60V250H59ZM80 251H81V250H80ZM93 251H94V249H93ZM93 251H92L91 253H92V255L94 256ZM113 251H112V252H113ZM116 251H117V250H116ZM179 251L181 252L180 249H179ZM184 251H185V250H184ZM186 251H187V250H186ZM247 251H245V252H247ZM56 252H57V251H56ZM66 252L70 253L69 251H66ZM81 252H82V251H81ZM87 252L90 253V251H86V253H87ZM94 252H95V251H94ZM96 252H99V251H96ZM100 252H101V251H100ZM107 252H108V251H107ZM114 252H115V251H114ZM122 252H123V251H122ZM127 252H128V251H127ZM132 252L130 253V255L132 254ZM134 252H138V254H137V253H134ZM176 252H178V251H176ZM59 253L61 254V252H59ZM68 253H67V254H68ZM78 253H79V250H78ZM84 253H85V251H84L83 253H80V254H84ZM86 253H85V254H86ZM89 253H88V254H89ZM120 253H121V252H120ZM123 253H124V252H123ZM125 253H126V252H125ZM125 253H124V256H125ZM186 253H188V252H186ZM53 254H54V253H53ZM53 254H52V255H53ZM62 254H63V253H62ZM73 254H75V253H73ZM88 254H86L87 257H88ZM104 254H105V252H104ZM112 254H115V253H112ZM112 254L110 253V255H112ZM118 254H119V252H118ZM180 254H182V253H180ZM180 254H179V255H180ZM46 255H47V254H46ZM63 255H64V254H63ZM71 255H72V254H71ZM90 255H91V254H90ZM90 255H89V256H90ZM92 255H91V256H92ZM95 255L97 256V254H95ZM98 255H100V253H99ZM107 255H108V254H107ZM116 255H117V253H116ZM116 255H115V257H116ZM128 255H129V253H128ZM176 255H177V254H176ZM185 255H186V254H185ZM54 256H55V254H54ZM54 256H53L52 258H54ZM56 256H57V254H56ZM73 256H74V255H73ZM73 256H71V257H73ZM75 256H76V255H75ZM78 256H79V255H78ZM78 256H76V257H78ZM83 256H84V255H82V257H83ZM86 256H85L83 259H86ZM91 256H90V258H91ZM101 256H102V254H101ZM101 256H99V257H101ZM173 256H174V255H173ZM182 256H183V254H182ZM255 256H256V257H255ZM64 257H65V256H64ZM64 257H63V258H64ZM76 257H74V258H76ZM79 257H80V256H79ZM79 257H78V258H79ZM94 257H95V256H94ZM99 257H98V259H99ZM105 257H106V256H103V260H104ZM110 257H111V256H110ZM120 257H121V256H120ZM122 257H123V256H122ZM128 257H130V256H128ZM131 257H133V256H131ZM148 257H150L151 259L153 258V259L151 260V259L149 258L150 260H148ZM156 257H159V258H156ZM176 257H177V256H176ZM178 257L180 258V256H178ZM183 257H185V256H183ZM58 258H59V257H58ZM61 258H62V255H61ZM65 258H68V257L66 256ZM65 258H64V259H65ZM88 258H89V257H88ZM108 258H109V257H108ZM117 258H118V257H117ZM126 258H127V257H126ZM126 258L124 257V260H125ZM174 258H175V257H174ZM174 258H171L170 260L173 261V262H175L174 260H172V259H174ZM185 258H186V257H185ZM185 258H184V259H185ZM260 258H262V257H260ZM50 259H51V258H50ZM54 259H56V261H57V258H54ZM79 259L81 260V258H79ZM187 259H188V258H187ZM58 260H59V259H58ZM65 260H66V259H65ZM65 260H64V261H65ZM69 260H70V259H69ZM76 260H77V258H76ZM92 260H94V259H92ZM92 260L89 261V264L92 262ZM99 260H100V259H99ZM99 260H98V261H99ZM105 260H106V258H105ZM110 260H113V261H114V259H112V258H110ZM110 260H108V261H110ZM122 260H123V259H122ZM263 260H264V258H263ZM54 261H55V260H54ZM56 261H55V262H56ZM59 261L63 262L62 260H59ZM67 261H68V259H67ZM71 261H72V259H71ZM73 261H75V260H73ZM82 261H84V260H82ZM94 261H95V260H94ZM94 261H93V262H94ZM115 261H116V259H115ZM115 261H114V262H115ZM119 261H120V260H119ZM119 261H118V264H119ZM128 261H127V263H128ZM176 261H177V260H176ZM180 261H181V260H180ZM188 261H189V260H188ZM51 262H52V261H51ZM84 262H88V261H84ZM95 262L97 263V261H95ZM95 262H94V263H95ZM102 262H103V261H102ZM102 262H98V263H99V264H100V263L102 264ZM104 262H105V261H104ZM104 262H103V263H104ZM106 262H107V261H106ZM173 262H172V264H173ZM184 262H185V261H183V263H184ZM261 262H262V260H261ZM56 263H58V262H56ZM56 263H53V264H56ZM65 263H66V262H65ZM67 263H68V262H67ZM94 263H93V264H94ZM109 263H110V262H109ZM109 263H106V264H109ZM123 263H124V262H123ZM127 263H126V264H127ZM180 263H181V262H180ZM183 263H182V264H183ZM49 264H51V263L49 262ZM58 264H59V263H58ZM60 264H61V263H60ZM70 264H72V263L70 262ZM91 264H92V263H91ZM104 264H105V263H104ZM167 264H170V263H167ZM176 264H178V263H176ZM229 264H230V261H229Z\"/></svg>",
	"mask_w": 264,
	"mask_h": 264
}]
</instances>
